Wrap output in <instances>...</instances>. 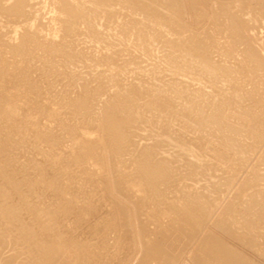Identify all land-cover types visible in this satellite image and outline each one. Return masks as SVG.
<instances>
[{
  "label": "bare ground",
  "instance_id": "6f19581e",
  "mask_svg": "<svg viewBox=\"0 0 264 264\" xmlns=\"http://www.w3.org/2000/svg\"><path fill=\"white\" fill-rule=\"evenodd\" d=\"M219 1H221V0H0V16L2 17V19H3V17H5L4 19L6 20L7 19V21L9 20V21H12L13 23H15V26H14V24H13V27H14V30H12V31H14V33H13V35H12V33H10V27H12V26H10L9 28H8V30H9V32H8V30L6 31V29H4V26L6 25V28H7V24H3V22H2V24L4 25H2L1 24V22H0V25H2L3 27H0L2 30H5L7 33H10L11 35H10V38L12 39H10V38H8L7 37V39L4 37V36H2L3 34H5L6 32H4V31H2V30H0V153L5 149H7V150H9L8 148H7V143L9 144L11 141H13V139L12 140H10V137L9 138H7L8 140L7 141H9L10 140V142H7L6 141V139L4 140V136L5 135H7V136H10L8 133L10 132V133H19V132H17V131H20V129L18 130V128L20 127L19 125H16L15 123L17 122H24L23 123V125L24 124H27V125H25V127L26 126H29L31 123H35L34 125H37V121L38 120H40V119H38V118H43L44 119V117H46V116H48L49 117V114H51L52 113V110L53 109H55V112L57 113V114H59L58 116H60V113H59V111L57 112V110H56V108H58V110H59V108L61 107V105H63V104H67V106L69 105H71L72 107H68V108H71V110H72V112H74V107H75V112L77 111V113H74V114H77L78 115V113H80V114H82V115H84L86 112L84 111V110H86V111H89L90 112V115H89V120H87V119H83V120H81V121H79V123H72V120L74 119H76V121L75 122H78L77 120V118L76 117H74L73 118V116L74 115H72L71 114V117L73 118L72 120H71V123H69L70 122V120H69V122H68V120H66V118H69V116H70V112L71 111H69V110H67L69 113H66L67 115H65L64 114V116H65V118H63L62 116H60V117H62V119L61 118H59L62 122H61V125H62V127L61 126H59L58 127V129L57 128H53L54 129V131L56 130L57 131V134H60V133H58V132H60L61 131V129H59V128H62L63 130L61 131V135L62 136H65V137H67V138H69V139H71L72 141H73V144L74 143H76V145L73 147V146H69V147H67V149H65L66 148V145L65 144H67L68 145V143H65V141L61 138V139H59V140H57V141H55L56 139H54L53 138V134H51V133H49L52 137L51 138H49L48 136H49V134H47V132H46V134H45V130H46V128H52V124H49L48 122H43V124H45V125H43L42 127H43V129L42 128H40V126L41 125H39V123L41 122L42 123V120H40L39 121V123H38V128H40V129H38L37 128V126L36 127H34L35 128V130L33 131V127L32 128H26L27 130L28 129H31L30 131H33V133L34 134H36V135H31L32 137L33 136H37L36 137V139H35V142L37 141L38 143L40 142V141H45L46 140V138H49L50 139V141H46L47 143L48 142H51V143H48V144H45V143H43V144H45V145H48V147L47 146H45V145H43V146H40L41 144L40 143H42V142H40L37 146H35L34 147V145H33V143H32V147H34V149L32 150L31 149V146H29L28 148H27V150H28V153H29V149H31V151H30V153L29 154H31V155H33V154H37L38 152V154L37 155H39L41 152H42V154H40L41 155V158L44 160L45 159V157H46V155L47 156H49V157H47L48 159H46V162H47V164H46V162H42L40 159L41 158H39L40 156H38V158L37 159H35L36 158V156L37 155H33L34 157H32V156H30L29 154H28V156H30V157H32L33 159H35V160H40L43 164H44V167L42 166V168H38L36 171H37V173H35L36 171H35V169L32 167V169H33V171H35L34 173V175L33 174H31V172L33 173V171H31L30 173L28 172L29 171V169H28V167H25V165H24V163H26V162H30L31 160H30V157H29V160L26 158V159H24V160H26V162H24V163H22L23 165H24V167L25 168H27L26 169V171L24 172L23 170V168H22V172H24L23 173V175L21 176H19V177H17L16 176V174L19 172V169H20V167L22 166V165H19L18 164V162L17 161H15L16 163V167H12L11 166V168H9V167H7L6 165H4V163H3V161L2 162H0V217L4 220L3 221V225H5L6 226V224H4V222L5 221H7V222H5V223H8L9 221H10V219H11V223L10 224H12L13 225V228L15 229V228H17V229H19V230H16V233H14V234H16L17 235V237H18V235L20 236V230L21 231H23V229H26L27 231H29L30 233H29V236H31L30 238H32L33 239V242H32V240H30V238L29 237H27V240L29 241H31L32 243H35L36 244V246H35V244H33L36 248H34V246L32 245V243L30 242H27L29 245H27V243H25L28 247L31 245L32 246V248H31V246H30V248L33 250H31L30 248V250L32 251V252H34L35 250L34 249H36V252H37V259L35 258L34 260H36L35 262H36V264H54V262L55 263H59L60 264V262H62V258H64V256H66L65 258H64V260L67 262V260L68 259H66V258H70V257H73L71 254H70V251H72V250H70L69 251V248L70 247H67L68 245H73L74 247L75 246H77V245H79L78 247H80V248H85V247H83V246H86V245H88V244H84V242H81L80 241V237L79 238H77V236H76V234H73V232H74V230H76L75 229V227L77 226H74V228H73V232H69L68 230H66L67 232H69V233H67V232H64L65 233V235H66V233L68 234V235H71V234H73L74 236H76V238L77 239H75L74 238V236L72 235V236H65L66 238L64 239V237L63 236H61V235H63V234H60V233H63V232H58L57 231V229L58 228H60L59 226H56V225H52V223L50 224L48 221H45V219L44 218H41V217H43L42 215H48V216H46V217H48L49 219V221H50V219H51V221L53 222V220H54V222L53 223H55V222H58V220H57V217L59 216L60 217V215H56L57 213H56V211H55V208L53 209V208H51L50 206L51 205H49L50 203H48V202H50V201H52V198L50 199V201H46L47 202V204H45L44 202H42V201H39V202H41L40 204H39V202H38V205L37 204H35L34 203V200L36 199V198H38L37 197V195H36V197L34 196V194H43V193H41V192H39V191H42V188L41 187H44V188H47V187H50V186H53L52 188H50V189H53L55 186L54 185H56V187H58V188H60V189H58V192L60 191V194H61V196H62V194H64V193H66L67 192V190H70V189H68V187H70L69 185L70 184H68V186H66V183L68 182V180H67V178H66V180H67V182L65 183V185L64 186H62L64 183V181L62 182L61 180L62 179H65V178H62V177H60V176H62V175H60L59 177L60 178H62L61 180L60 179H56V177H54V173H55V170H57L56 171V173L58 174V170L60 169L61 171H63V173L64 172H71V170L70 171H66L65 169H63L62 168V165H61V163L60 162H62L61 160H62V158H63V164L66 162V161H68V159H66V157L67 158H69V159H71V161H73V163L72 162H70L69 161V163H72L71 165H72V169H76L77 167L75 166V164L77 165V166H80L79 168H81V170L83 169V171H85V172H88V174H90V178H91V176L95 173V172H97V170H98V168H100V167H102L101 169H103V172H102V170L100 171L101 173H103L102 175H101V178H99V180H98V178H96V179H94L95 181L97 180V182H96V187L97 188H99L98 190H102L101 191V195H102V192H104V194L106 195V196H104V194H103V198H105V197H107V196H109L110 195V197L112 198V201H114L112 204H113V206H112V211H114V212H116L117 211V213L119 212V214L120 213H122V215L121 216H123V221L121 222V224L123 223V224H127L128 226H136L135 225V223L133 224V219H135V218H137V221H138V218L140 217V219L142 218L141 216H139V215H143V218H145L144 217V215L146 214V215H148V216H154V217H157V218H159V217H163V216H167V218H168V221L166 222V219H165V221H164V218H161L162 219V221H160V219H159V222H157L158 223V227H153L154 229H155V234H161V236H159V238H157L156 236H154L153 237V235L151 236V234H154V233H152L151 232V234H150V231H151V228L152 227H149L150 228V231H148V227H147V225H149L150 223L149 222H145V219H147V218H145L144 219V222L146 223H144V224H137V226H138V229H137V231H135V230H133L132 229V227H130L131 229H132V231H134L133 232V235L131 234L130 236H132V237H130V238H133V240L132 241H134L133 242V246L134 245H136L137 246V250L138 249H140L141 250V256H140V259L138 260V262L136 263V264H149V262L151 263V259H153L155 262H157V261H159V263L157 262V264H258V260H257V258H256V260H257V262L256 261H254V258L253 259H251V257H249L250 255L249 254H246L243 250H240V247H242V248H244V250H246V251H248V253H252L251 251H253L252 249H251V251L249 252V250H250V248H252L254 245L251 243V244H249V243H247L246 241H244L245 240V238H247L246 236H248V235H246L245 236V238H243L241 235V237L244 239L243 241L244 242H246V243H239V242H237L238 243V245L237 244H235V242H233V238H235V237H233V232L232 231H237V230H234V229H232V230H230V226H231V228H235V227H237V226H233L232 227V224L231 223H233V222H230V223H228V220H226V218H224V216L220 219V217H219V220L217 221V222H212L211 224V227H209L210 228V231H208L207 230V232H206V230H205V227H206V229H208V226H209V223H210V221H212V219L210 220V218H209V221H208V216H207V214H210L209 212L211 211V205L210 204H208L207 202L209 201H204V200H202L201 199V194H199V193H202V192H197V193H195V194H197V195H199L200 197H198V196H196V195H194L193 193H194V191H196L195 189H193L194 188V186L192 185V183H191V185L190 186H192L193 188H191L188 184H186V188H187V185L191 188V189H193L194 191H190V189H187L186 190V188H184V192H182V191H180L179 189L181 188L180 186H182L181 184H180V181L178 182L179 184H180V186H178L179 188H177L176 187V184L175 183H173L175 186L174 187H176L177 188V190L176 191H178V192H180V194L179 193H175V191H174V196L176 195V194H178V196L176 195V198L174 199L173 197L174 196H170V198L172 199H174V200H170V198L168 197V194L167 193H165V192H168V191H171L172 190V188H171V190H167L166 189V191H164L163 190V192L165 193V195L166 196H164V197H168L169 198V200H167V198H166V200H164V199H159L158 198V200L156 201V200H153L152 199V197H151V200H148V201H146L147 199H145V197H146V195H145V192L146 191H144V194L142 193V186L141 185H139L138 186V184L139 183H141L143 186H150L151 188H154L153 190H157V188L155 189V185L156 184H158L160 187H158V189H160L161 187H163L164 185L162 184V186H161V184L159 183V182H161L162 180H165L166 181V178H168V177H170L171 176V182H173L172 181V174L174 173V175H175V173H176V171L173 169V164H174V162L176 161V158H174V157H172V159L174 158L175 160H174V162H172L171 160V158L169 157V159H167V156H166V158L164 157H160V154H157V156H159V158H156V157H154V154H153V152L155 151H152L153 150V148L155 147V141L153 140V143H151L152 145L153 144H155V145H153V146H151L150 145V147L148 146L149 144H146L145 143V145L143 144H141L140 143V141H138V143H139V145L141 144L142 146H138L137 144H136V141L139 139H142L140 136H142V134L144 133V132H139L138 131V129L136 130V132H138V135L137 136H139V134H141L140 136H139V138H136V141H134V139H132V135H133V132L135 131H133L132 129H131V127L132 126H134V123L136 122L137 123V119L138 118H141L142 116H147L146 117V121H147V118H148V114H150V116H149V118L150 119H152V121L151 122H153L154 123V121H153V119L157 122V119H164L163 120V123H165V119H167V117H170L168 120H170L171 121V117H173L174 116V118H175V116L176 115H180L186 122H188L189 124H191V125H193V127L196 129V128H200L201 129V127H205L206 125H205V123H210V124H213V125H218V132L220 133V131L219 130H221L222 128H224L225 130H227V133H226V139H228V141L227 140H225L226 142H227V145L230 147V149L228 148L227 149V151L225 152V153H223V152H220V149H218L219 150V154L217 153V151H215V148L214 147H212L213 149H214V151L213 150H211L212 152H213V155H215V152H216V154H218V156L220 155V156H224L223 158H225L226 157V159L228 158V160H229V157L231 156V154H235V153H237V152H235V153H231L232 151H233V145L234 144H237V146H235V147H237V148H239L238 146H240V142L239 143H234V141L235 140H237V142H238V140L239 141H241V138L243 139V143H241V144H243V145H241V146H243L242 148L244 149V151H246V150H253V147L255 148H258V149H263L264 148V98H263V88H264V85L263 86H261V84L260 83H258V82H256L255 80H253V78H252V76H249V72L250 71H253V70H256V69H262V68H264V53H261V52H259V50H256L255 48H253L252 46H246L244 49H242V51L240 52L241 54H242V59H240L241 60V64H240V62L238 63V64H240V65H244V66H242V68H244L243 70H242V73H243V76H240V75H238L239 73L233 68V65H232V63H233V60H229L230 62L232 61V63L230 64H225V62L227 61L228 62V60L226 59V57H222L223 58V60L225 61H223V60H221V57H220V61L219 62H221L222 61V63H218V62H215L214 60H212L213 58L212 57H215L214 55L213 56H210L211 55V49L208 47L209 46V43H207L206 42V40L205 39H203V37L204 36H202L203 35V33H206V32H204V30H203V33L199 36L198 35V33L195 31V30H193V32L191 33L190 32V34H187V35H183L184 34V31L186 32V30L187 29H189L190 30V24L188 25L187 23H182L183 21H185V20H183V18L185 17H182V15H179L178 13H182V11H180L179 12V9L181 8V6H182V8H186L188 11L189 10H191V12L193 11H195L196 9H197V7H199L200 5H202V7L204 6V13H202V14H204L205 15V20L206 19H209V18H214V19H216L217 17H218V15L220 16L221 15V10H219L221 13H216V11L213 9V7H212V2H214V5H218L219 3L221 4V5H224V4H227L226 6H228V11H225L224 13H226V17H227V21L225 20L224 22L222 21L221 22V20H223L224 19V14H223V17H221V20L220 19H218L217 21L218 22H220L221 24H224L225 22H226V26H228L227 27V29L229 28V29H231V31H232V34L234 33L235 34V37H240L241 35H244L245 33H247V32H244V30L246 31L247 29H246V26L247 25H250V24H252L253 22V20L249 23V24H247L246 25V23H245V17L243 18L242 16H243V14H241L242 12H243V10L245 9V8H250V7H253V9L254 8H256V7H254V6H252L251 5V0H224V1H221V2H219ZM253 2H254V0H253ZM257 2V0H255V3ZM258 3H259V0H258ZM38 5V6H36L35 7V5ZM260 5H263V4H260ZM259 5V6H260ZM220 6V5H219ZM201 7V6H200ZM222 8H224L223 6H221ZM232 7H236L235 9H231ZM261 7H263V6H261ZM182 8H181V10H182ZM257 8H258V6H257ZM178 9V10H177ZM193 9H195V10H193ZM225 9H227L226 7H225ZM251 9V8H250ZM259 9V8H258ZM224 10V9H223ZM198 11V10H197ZM253 11H255V10H253ZM257 11H259V10H257ZM139 12V15L141 16V14L140 13H143V15H142V17H140L139 18V16L136 14V13H138ZM192 12V13H193ZM200 12H202V11H200ZM245 13H247V12H245ZM45 14H47V16L45 15ZM134 14H136V16H134ZM254 14H256V13H254ZM176 15H178V16H176ZM137 16H138V18H137ZM259 16V15H258ZM0 17V18H1ZM42 17H46V20H41V18ZM182 17V18H181ZM186 18V17H185ZM248 18H250V16H248ZM262 19L264 18V17H261ZM3 19V20H4ZM100 19H102L103 21L102 22H100L99 20ZM183 21H182V20ZM188 19V18H187ZM186 19V20H187ZM199 19V18H198ZM4 20V21H5ZM182 22H181V21ZM203 20V19H202ZM213 20V19H212ZM249 20H251V19H249ZM248 20V21H249ZM6 21V22H7ZM195 21V20H194ZM197 21H199V20H197ZM207 21V20H206ZM209 21V20H208ZM214 21V20H213ZM216 20H215V22L217 23V25L219 24V26L221 25L220 23H218ZM97 22H98V24H99V27H100V24L104 27V28H98V26H97ZM256 22V21H255ZM261 24L262 23V21L261 22H258V24ZM10 24V23H9ZM12 24V23H11ZM206 24V23H205ZM212 24L213 25H215L213 22H212ZM212 24H209V25H212ZM257 24V23H256ZM191 25H193L194 27H195V25L194 24H191ZM199 25V24H198ZM212 25V26H213ZM101 26V27H102ZM187 26H188V28H187ZM202 26V25H201ZM205 27H206V25H204ZM219 26H217L218 28H220ZM225 26V24H224V28L226 27ZM254 26L255 25H253L252 27L254 28ZM18 27H21V29H19ZM164 27V28H163ZM249 27V26H248ZM256 27H258V25L256 26ZM162 28L163 29H167V30H171V31H169V33L168 32H165V34L167 35V33L171 36V33L170 32H172V33H174L172 36L174 37L176 34H177V37H174V38H172V36L171 37H168V36H166L163 32L164 31H166V30H163L162 31ZM223 28V29H224ZM152 29V30H151ZM197 29V28H196ZM223 29H220V31L221 30H223ZM226 29V28H225ZM151 30V31H150ZM2 31V32H1ZM153 31H154V33H153ZM155 31H156V33L158 32L160 35H161V39H162V34H164V44L166 45V46H164V49H165V47H166V49H167V52H166V54H165V56L164 57H166V61H165V63H162V58L160 59L159 57H163V55H161L160 53H159V55H161V56H158V59H155V61L156 60H158L157 62L159 63L160 61V65H161V63H162V65L164 64V65H166L165 66V68L166 69H168L167 68V66L169 65V66H173V67H176V68H178L177 69V71H176V68H175V71L178 73V76L180 75L179 74V72H180V68H181V70H182V67H179L177 64H180V60H181V62H182V59L184 60V64H186L187 65V62L188 61H190V59H194V58H197V59H195L196 60V62L198 61L199 63H200V65H201V67L203 68V70L205 71V72H208V73H210L211 75H213V74H222L221 76H224V74H225V76H226V78L228 79V87L226 86V87H223V88H226V90H224V92L225 91H227V89L229 90V96H225L226 98H225V100L223 99H219L221 96H219V95H222V93L220 94L219 93V89H223L222 87H221V85H220V83L218 82L219 80H220V78H221V76H219V80H217L216 79V77L215 78H213V76H212V79H215V80H217V82L216 83H219L217 86H219L220 85V87H217L216 86V83H215V85L214 86H216L217 87V89L218 90H215L216 92H218L219 93V95L216 93V95H215V91L214 92H209V95L210 94H212V93H214V95L215 96H217V98H218V102H217V105L213 108V107H211V108H209V106H208V108L209 109H211V111H209V109H208V113L207 114H203V107H206L207 108V106H203L206 102H204L203 100H201V101H203L204 102V104L203 103H201L200 102V99H201V97H200V99L198 98L199 96H201L202 95V99H203V95H207L206 93L207 92H205V94L203 93L204 91H202V93L203 94H201V91H200V94L201 95H197V96H195V97H193L195 94H194V91L195 90H193V89H195L196 87H191L190 85H189V87L190 88H193L192 90V92L191 93H189L190 95L193 93L194 95L193 96H189L190 98H187V96L189 95L188 94V90L186 91L187 92V94H186V92H185V90L186 89H189L188 87L186 88V87H184V88H186L185 90H183L184 88L182 87V86H179V84L177 83V82H174V81H172V83H170V84H168V82H167V84H168V86L166 87H164V85H163V83L164 82H161L160 80H161V77H160V79H159V81L162 83V85H163V87H160V86H162V85H159V86H156V87H153L154 85H156V84H154L153 86L151 85L150 86V84H149V86L147 85V86H144L143 85V79L142 80H140V83H139V79H140V76H139V71H141L140 69H139V67L141 68V66L139 65V67H137V64H135V66H133L132 68H134V69H131V70H139L138 71V76H139V78H138V76L137 75H135V77H136V79H138L137 80V82L138 83H135L133 80L134 79H132V81H130L131 79L129 78H127V77H130L131 75L133 76V71L130 73V75H129V73H127V72H129L130 71V68H131V65L129 64L128 65V63H130V61L131 62H133V61H135V60H131V59H133V52H132V55H130L129 53V50L126 48V50H128V53H127V56H128V58H131L130 60H127V59H124V60H126L127 61V65L128 66H130L129 67V71H127V72H125L127 69H126V66H125V69L126 70H124V65H126V63H125V61H123V57H122V55L123 54H125V52L126 51H124L125 50V47L127 46V44L125 45L124 43H126V42H128V41H130V44H128V45H132L131 44V40H133L134 42V44H137L140 48H142V49H146L147 47H145L146 45H145V41L149 38L150 39V35L152 36L153 34H155ZM192 31V30H191ZM199 31H201V30H199ZM205 31H207V30H205ZM214 31V30H213ZM219 31V30H218ZM224 31V30H223ZM226 31V30H225ZM228 31V30H227ZM230 31V32H231ZM4 32V33H3ZM151 32L153 33V34H151ZM211 32V31H210ZM229 32V31H228ZM229 32V33H230ZM244 32V33H243ZM3 33V34H2ZM78 33H83L86 37V40H89L90 41V43H91V41L93 42V44L90 46L91 47V50H90V48H89V50L90 51H87V49H83V47L81 48L80 46L78 47V42H76V41H78L79 40V43H80V40H81V42H83L82 40H85V38L84 39H80V35L77 37L78 38V40H76L77 38L75 37L76 35H78ZM201 33V32H200ZM243 33V34H242ZM207 34H208V31H207ZM228 34V33H227ZM84 35H82L83 37H84ZM156 35V34H155ZM155 35H154V37H155ZM205 35V34H204ZM213 35V34H212ZM238 35V36H237ZM240 35V36H239ZM5 36H8V34H5ZM81 36V37H82ZM206 36V35H205ZM209 37H211V35H208ZM208 36H206L207 38H208ZM214 37H215V35H213ZM219 36V35H218ZM229 36H230V34H229ZM233 36V35H232ZM231 36V37H232ZM153 37V36H152ZM153 37V39L154 40H156V38H159V36L158 37H155L154 38ZM213 37V38H214ZM242 37V36H241ZM121 39V40H123V41H119V40H117L118 42H119V44L120 43H122V44H120L119 46L118 45H116L117 43H115V40L116 39ZM205 38V37H204ZM212 38V37H211ZM218 38H220V37H218ZM218 38H217V40L216 41H218ZM148 39V40H149ZM152 38H151V44H152V41L153 42H158V40L159 39H157L156 41H154ZM215 39V38H214ZM235 39V38H234ZM11 40V41H10ZM16 40V41H15ZM85 40V41H86ZM208 40V39H207ZM210 40V39H209ZM212 40V39H211ZM239 40V39H238ZM89 41H86V42H89ZM116 41V42H117ZM213 41V40H212ZM220 41V40H219ZM86 42H83L84 43V47H85V45H87L86 44ZM159 42H160V40H159ZM158 42V43H159ZM162 42V41H161ZM214 42V41H213ZM216 43V42H215ZM214 43V44H215ZM233 43V42H232ZM147 44V43H146ZM150 44V43H149ZM150 44V45H151ZM160 44V43H159ZM163 42L161 43V45L159 46V47H163ZM207 44H208V46H207ZM213 44V43H212ZM224 44V43H223ZM231 44V43H230ZM229 44V45H230ZM263 44V47H264V42L262 43ZM83 45V44H82ZM115 45H116V47L117 48H121L123 45H125V47H124V50L122 51V49H123V47L121 48V51L122 52H124L122 55H121V58H122V64H121V66H120V64H119V62H118V64H119V66H118V70H115V68L117 69V66L116 67H114L113 65L112 66H110L111 64H116V56L115 55H117L118 54V50L120 49H116L115 48ZM226 45V44H225ZM234 45V44H233ZM232 45V46H233ZM88 46V45H87ZM155 46H157V45H155ZM128 48H129V46H127ZM150 47V46H149ZM148 47V48H149ZM207 47L210 49V52L208 51L209 49H207ZM216 48H219V49H223V48H220V47H222V46H220V47H217V45L215 46ZM214 47V48H215ZM225 47V46H224ZM231 47V46H230ZM152 49L154 48L153 47V44H152V47H151ZM156 48V47H155ZM154 48V49H155ZM212 48V47H211ZM152 49H150L149 50V52H151L152 51ZM153 49V50H154ZM157 49H158V47H157ZM160 49V48H159ZM161 49H163V48H161ZM109 50V51H108ZM156 50V49H155ZM236 50V49H235ZM121 51H119V53L121 52ZM131 51V50H130ZM132 51H134V50H132ZM146 51H148L147 49H146ZM158 51V50H157ZM157 51H155V52H151L152 54L153 53H156ZM160 51V50H159ZM163 51V50H162ZM162 51H160L161 53H162ZM218 52V50L216 49H214V51L213 52H215L216 54H217V52ZM226 51V50H225ZM263 51H264V49H263ZM6 52H10L11 54H12V58L11 57H6L5 55H7V54H5V55H3L4 53H6ZM121 52V53H122ZM135 52V51H134ZM212 52V53H213ZM229 52H232V50L231 51H229ZM8 54L9 56L11 55V54ZM117 53V54H116ZM120 53V54H121ZM158 53V52H157ZM214 53V54H215ZM30 54V55H29ZM130 55V57H129V55ZM140 54V53H139ZM137 55V56H141V54L140 55ZM163 54V53H162ZM219 54V53H218ZM222 54H224V51H223V53ZM228 53H227V51H226V55H227ZM230 54V53H229ZM26 55V58L28 57V59H30V61L32 62V57L34 58V61H35V63H36V60L37 61H39V64H41V65H38V66H36L35 67V69L37 68L38 70H40L39 71V73H38V70L36 69L35 71L38 73L37 74V76H36V73H35V71H34V69H32L34 72L33 73H35V75H33L32 74V70L30 69V63H29V66L27 65L28 63H27V61H28V59H27V61H26V63L27 64H25V65H23V64H21L19 61H21L22 62V60H24L23 62L25 63V56ZM158 55V54H157ZM220 55H221V53H220ZM219 55V56H220ZM232 55V54H231ZM29 56L31 57V58H29ZM124 56H126V55H124ZM153 56H155V55H153ZM221 56H225V55H221ZM19 57V58H18ZM118 57H120V55H118ZM142 57V56H141ZM163 57V58H164ZM9 58H11V59H9ZM21 58H25V59H22L21 60ZM36 58V59H35ZM135 58H137L136 57V55H135ZM144 58V57H143ZM155 58H156V56H155ZM181 58V59H180ZM218 58V57H217ZM226 60H225V59ZM32 59V60H31ZM147 59H149V58H147ZM146 59V60H147ZM165 59V58H164ZM163 59V60H164ZM180 59V60H179ZM215 59H216V57H215ZM77 60H80V61H82L83 63L84 62H86V61H84V60H89L90 62L89 63H87L86 62V64H88L90 67H93V68H95V66H97V65H106L105 67H101L100 66V70H99V68L98 67H96L98 70H95V72L97 71V73L93 76V74H91V72L89 73L90 75H92L91 77H94L93 79L92 78H90L89 76V74H88V70L87 69H89L88 67H87V65L85 66V65H83V66H85V67H87V69L85 68V70L86 71H88V72H86L85 70V72H86V74L88 75V77L87 78H89V80L86 78V76H85V74H82V73H79L78 71H79V69H78V71H77V74L78 75H80V74H82L81 76H85V78H86V81L85 82H81L83 79H81V77L80 78H78L79 80H78V82L79 83H77V77H76V73H75V75H73L74 73H72L71 75L68 73V71H70V70H73L74 68H76V66L75 67H73V69H70L69 70V68H72L71 66H72V64L73 63H75V61H76V65H77V63L79 62H77ZM238 60V59H237ZM29 61V62H30ZM33 61V62H34ZM118 61H121V59L120 60H118ZM145 61V60H144ZM144 61H140L141 63L142 62H144ZM41 62V63H40ZM81 62V64H83ZM123 62L125 63V64H123ZM137 61H135V63H136ZM140 62H139V64H140ZM147 62V61H146ZM145 62V63H146ZM152 62V61H151ZM178 62V63H177ZM38 63V62H37ZM36 63V64H37ZM70 63H72V64H70ZM149 63V60H148V62L146 63V65ZM168 63V64H167ZM174 63H176V64H174ZM191 63H192V61H191ZM235 63V62H234ZM34 64V63H33ZM80 64V66H82ZM117 64V65H118ZM132 64V63H131ZM149 64H151L150 66H153L152 64L153 63H149ZM149 64H148V66H149ZM155 64V63H154ZM190 64V63H189ZM193 64V63H192ZM237 64V65H238ZM69 65H71L69 68L68 67H66V66H69ZM132 65H134V63L132 64ZM160 66V67H162V69L164 68V66ZM181 65V64H180ZM230 65H232V66H230ZM240 65H238V66H240ZM82 66V68L84 69V67ZM127 66V67H128ZM143 66H144V63H143ZM149 66V67H150ZM190 66V65H189ZM32 68H33V65L31 66ZM114 67V68H113ZM121 67H123V69H121ZM135 67H137L138 69H135ZM154 67H156V66H154ZM68 69V71H67V69ZM77 68H79V64L77 65ZM81 68V67H80ZM81 68V69H82ZM93 68H91V70H94ZM95 68V69H96ZM110 68H112L113 70H115L116 72H113L114 74L115 73H117V71H118V73H119V69H121L122 70V72H123V70H124V73H126V75H129V76H126L125 77V79H126V81H127V79L129 80V82H126L125 80V82L128 84V83H132V84H130L129 86H126V83L124 82V86H126V87H124V86H121V85H118V84H114L115 82H113L112 83V81L113 80H117V77L115 76V78H114V75H113V73L111 74L110 73V71H109V69ZM144 68H145V66L142 68V70H144ZM146 68H147V66H146ZM172 68V67H171ZM189 68H192V67H189ZM199 68V67H198ZM30 69V70H29ZM80 69V70H81ZM108 69V70H107ZM148 69H150V68H148ZM147 69V70H148ZM151 70H154L153 69V67L151 68ZM150 70V71H151ZM157 69H155V71H156ZM171 70V69H170ZM169 69L168 70H165V72H168L169 73V71H170ZM172 70H174V68L172 69ZM196 70H198V69H196ZM196 70H194V72L196 71ZM199 70H200V68H199ZM240 70V69H239ZM83 71V70H82ZM81 71V72H82ZM83 71V72H84ZM106 71H109V73H110V75H108L109 73L107 72V76H112L113 75V80H112V78H111V82L109 83V84H114L115 86H117V88L116 87H114L113 85H112V87L111 88H115V89H111L112 91H110L111 93H108V95L107 96H105V98L103 97L102 99V101H99V100H101V96L99 97L98 95L99 94H101L102 95V93H103V91L105 90V89H107V88H109V86L107 87V84H106V87L107 88H103L104 86H103V79H102V77L104 78V72H106ZM144 71H146V70H144ZM155 71H154V73H155ZM161 72L162 70H158V72ZM179 71V72H178ZM190 72H191V70H189ZM204 71H202V73L204 72ZM31 72V73H30ZM73 72H75L74 70H73ZM111 72H112V70H111ZM135 72V71H134ZM148 72H149V70H148ZM157 72V75L159 74L160 75V73H158ZM171 72V71H170ZM172 72H174V71H172ZM190 72H189V75L191 76V74H190ZM193 72V73H194ZM204 72V73H205ZM92 73H94V72H92ZM117 73V74H118ZM121 73V72H120ZM124 73H122V75L124 74ZM136 73V72H135ZM141 73H142V71H141ZM140 73V74H141ZM162 73H164V72H162ZM175 73V72H174ZM173 73V74H174ZM197 73V72H196ZM198 73H200L201 75H202V73L201 72H198ZM203 73V74H204ZM238 73V74H237ZM104 74V75H103ZM145 74V73H144ZM144 74H142V75H144ZM146 74H148V75H150V74H152V72L150 73H147L146 72ZM156 74V73H155ZM155 74H152V76L154 75V78L152 77V78H150V80H152V79H156L157 77L155 76ZM166 74V73H165ZM164 74V75H165ZM170 74V73H169ZM169 74H166V75H169ZM183 74H184V72H183ZM200 74H199V76H200ZM206 74V73H205ZM50 75H53L54 76V79L55 80H57L58 81V79H61V78H63V77H66L67 78V80L64 82L63 80V86L64 85H66V86H72V87H74L75 88V93H74V95H70V93H68V92H65V91H63V93H61V92H59V93H61V94H59L58 93V91L55 89V91H57V93L58 94H56L55 95V92H53L54 93V96H53V94L52 95H50V92H49V94L47 93L48 91H50L49 90V88H50V85H52V82L53 81H51V79H52V77H50L51 79L49 80L50 82H48V87H47V89L45 88L46 86H47V82H46V80L48 81V77L50 76ZM148 75H146V76H148ZM163 75V76H164ZM181 75H182V73H181ZM193 75V74H192ZM207 75V74H206ZM204 76V75H202V77H206L205 79H206V81H209V79L207 80V76ZM75 76V77H74ZM84 76H83V78H84ZM119 76H121V75H119ZM151 76V75H150ZM162 76V77H163ZM169 76H171V75H169ZM189 76V77H190ZM210 76V75H209ZM217 76V77H218ZM143 77H145V76H143ZM149 77V76H148ZM148 77H145V78H148ZM156 77V78H155ZM175 77V76H174ZM181 77H183V76H181ZM185 77V76H184ZM182 78L183 79V81H185L184 79L185 78ZM192 77V78H191ZM190 78H191V80H194L195 79V76H191ZM194 77V78H193ZM57 78V79H56ZM107 78H109V77H107ZM106 78V75H105V78H104V80L105 79H107ZM123 79H124V77H122ZM164 78V77H163ZM170 79H171V77H169ZM177 78V77H176ZM175 78V79H176ZM180 78V77H179ZM197 78H199L198 76H196V79ZM64 79V78H63ZM91 79V80H90ZM120 79V80H119ZM117 81H121L122 79L121 78H119ZM136 79H135V81H136ZM149 79V78H148ZM168 79V78H167ZM170 79H169V82H171L170 81ZM181 79V78H180ZM182 79H181V81H182ZM188 79V78H187ZM53 80V79H52ZM54 80V81H55ZM65 80V79H64ZM85 80V79H84ZM108 80H110V78L108 79ZM150 80H147V82L149 81L150 83H151V81ZM158 80V79H157ZM223 80V79H222ZM222 80H220V81H222ZM61 81V82H62ZM141 81L143 82V83H141ZM178 81H179V79H178ZM181 81H179V82H181ZM182 81V82H183ZM187 81V80H186ZM204 83L203 84H205V80H202ZM212 81H214V80H212ZM43 82H46L45 84H44V86H43V84H41V83H43ZM60 82V81H59ZM58 82V83H59ZM59 83V85L60 86H62V83ZM95 82V83H94ZM109 82V81H108ZM107 82V83H108ZM134 82V83H133ZM145 82H146V79H145ZM146 82V83H147ZM155 82V81H154ZM160 82H158V83H160ZM194 82H195V80H194ZM210 82V81H209ZM208 82V83H209ZM49 83H50V85H49ZM65 83V84H64ZM94 83V84H93ZM104 83H106V80L104 81ZM117 83V82H116ZM120 83H122V82H119V84ZM153 83V82H152ZM185 83V85H186V83H187V86H188V82H184ZM193 83V82H192ZM197 83V82H196ZM196 83H194L193 85H195ZM201 82H199L198 84H200ZM208 83L205 85V86H207L208 85ZM214 83V82H213ZM247 83H252V85H251V87L249 88H245L244 86H246V84ZM166 84V85H167ZM181 84H183V83H180V85ZM190 84V83H189ZM203 84H201V86L203 85ZM210 84V83H209ZM222 84V86H223V82L221 83ZM54 85V84H53ZM184 85V84H183ZM192 85V86H193ZM55 86H58L57 84L55 85ZM62 86V87H63ZM212 86V85H211ZM213 86V87H214ZM69 87V89H71ZM208 87H209V85H208ZM54 88L55 87H53V91H54ZM74 88H72V89H74ZM101 88H103V90L101 89ZM198 88V87H197ZM201 89H203V88H206V87H204L203 86V88L202 87H200ZM50 89H52V88H50ZM58 89V88H57ZM60 89H61V87H59V91H60ZM64 89H65V87H64ZM66 89H67V87H66ZM207 89V88H206ZM210 89V88H209ZM213 89L214 88H212L211 90L213 91ZM216 89V88H215ZM98 90L100 91H102V92H100L98 95H97V92H98ZM110 90V89H109ZM190 90V89H189ZM197 91L199 90V89H196ZM239 90H241V91H239ZM68 91V90H67ZM71 91V90H70ZM69 91V92H70ZM73 91V90H72ZM105 91H108V90H105ZM182 91H184L185 92V95L184 96H186L184 99L187 101V99H189V101H187V102H189V103H187L186 102V104L187 105H181V106H178V105H176V101H174V96L175 97H180L181 96V92ZM197 91H195V92H197ZM222 92H223V90H221ZM199 92V91H198ZM196 93V94H199V93ZM51 93H52V91H51ZM107 93H105V94H107ZM225 93H227V95H228V92H225ZM104 94V93H103ZM177 94V95H176ZM180 96H179V95ZM184 94V93H183ZM182 94V95H183ZM208 95V96H209ZM233 95H236L237 97H238V99L237 100H235V98H237V97H235L234 98V96ZM183 96V97H184ZM213 96V95H212ZM214 96V97H215ZM177 97V100H180L179 98ZM210 97H211V95H210ZM210 97H207L206 96V99L207 98H209V101L211 102H208V104L210 103L211 105H213L212 104V102L215 104V102H214V99H216V97L214 98V97H212L213 98V100H212V98L210 99ZM224 97V96H223ZM100 98V99H99ZM181 98V100H182V97H180ZM198 98V99H197ZM239 98H241V99H239ZM205 99V98H204ZM205 99V100H206ZM212 100V101H211ZM221 100V101H220ZM98 101L99 102H102V104H100L99 106H100V108L99 107H97V108H99V110L97 111V110H95L96 112H94V105L97 103L98 104ZM208 101V100H207ZM219 101H220V103H219ZM241 101V102H240ZM260 101H262V102H260ZM183 102H184V100H183ZM185 104V103H184ZM203 104V105H202ZM207 104V105H208ZM209 104V105H210ZM206 105V104H205ZM35 106V107H34ZM59 106V107H58ZM67 106H64V107H66L67 108ZM95 106H98V105H95ZM141 107V108H140ZM236 107H239L240 109H236ZM63 108V107H62ZM73 108V109H72ZM138 108H140V109H142V110H140V109H138ZM54 111V110H53ZM64 111H65V109H64ZM64 111H63V109H62V111H60V112H63L64 113ZM66 111V112H67ZM150 112V113H147L146 115H145V113L146 112ZM226 111L228 112V113H226ZM237 111L239 112V113H241V115L243 116V121L242 122H238V123H234V120H232L231 121V119H233V116L231 115L232 113L234 114V117H235V114H237ZM205 112H207V110L205 111ZM204 112V113H205ZM36 113L37 114H39L38 116H36L35 117V115H36ZM55 113V114H56ZM91 113L92 114H94V115H91ZM54 113H53V115H54V118L56 117L57 118V115H55ZM80 114H79V116H80ZM176 114V115H175ZM232 116V118L230 117V115ZM52 115V114H51ZM50 115V116H51ZM69 115V116H68ZM81 115V117H83ZM228 115H229V117L231 118H229L228 117ZM238 115H240V114H238ZM238 116V121H239V117H242V116ZM44 116V117H43ZM68 116V117H67ZM86 116V115H85ZM224 116L225 117H227V118H229L230 119V122H227L224 126L222 125V123L224 122L225 123V119H224ZM47 117V118H48ZM70 117V118H71ZM78 117V116H77ZM180 117V118H181ZM52 118V117H51ZM55 118V119H56ZM69 118V119H70ZM79 118V117H78ZM174 118H172V119H174ZM177 118V117H176ZM178 118H179V116H178ZM53 119V118H52ZM52 119H51V121H52ZM55 119H54V122L56 123V121H55ZM144 119H145V117H144ZM150 119H148L149 121H150ZM161 119H160V121H159V124L161 123ZM183 119H181V125H182V120ZM48 120V119H47ZM50 120V119H49ZM56 120H58V118L56 119ZM73 120V121H74ZM139 121H138V123L141 121L140 119H138ZM227 120V119H226ZM242 120V119H241ZM145 121V122H146ZM148 121V122H149ZM170 121H168V122H170ZM174 121V120H173ZM172 121V122H173ZM175 121H176V119H175ZM184 121V122H185ZM229 121V120H228ZM25 122H27V123H25ZM28 122H30V124L28 123ZM37 122V123H36ZM60 122V121H59ZM59 122H57L58 124H60ZM142 123H144L143 121H141ZM177 122V121H176ZM176 122L174 123V125H176ZM235 122H237V121H235ZM20 123H18V124H20ZM47 123V124H46ZM55 123H53L54 125H55ZM135 123V125H137ZM141 123V124H142ZM167 123V122H166ZM166 123L163 125L162 123H161V125H163V126H161V127H164V128H166L167 126H165L166 125ZM171 123V122H170ZM180 122H178V124H179ZM240 123V124H239ZM29 124V125H28ZM141 124H139V125H141ZM155 125H156V123H154ZM158 124V125H159ZM173 124V123H172ZM171 124V125H172ZM176 125L177 127H175L176 128V130H177V128L178 127H181V125ZM186 124V123H185ZM185 124L184 125H182V129H184V128H187V127H189V126H185ZM15 125L16 126H19V127H15ZM33 125V126H34ZM46 125H52L51 127H44V126H46ZM146 125V124H145ZM151 125V124H150ZM155 125H151V126H155ZM158 125H156V126H158ZM168 125V124H167ZM171 125H168V129L170 130V131H166V129H164L165 130V133L166 132H171ZM187 125V124H186ZM205 125V126H204ZM32 126V125H31ZM31 126H29V127H31ZM55 126H57V125H55ZM144 126V125H143ZM155 126V127H156ZM160 126V125H159ZM158 126V127H159ZM169 126H170V128H169ZM222 127L221 129H219L220 127ZM21 127H22V130L21 131H23V126L21 125ZM20 127V128H21ZM153 128L154 130H158L157 128ZM216 127V126H215ZM44 128H45V130H44ZM144 128V127H143ZM147 128V127H146ZM152 128H150V129H152ZM203 128H202V130H203ZM206 128V127H205ZM211 129L213 128V127H210ZM209 127H208V129L209 130H211ZM25 129V130H26ZM161 129V128H160ZM167 129V130H168ZM173 130H174V127L172 128ZM180 129V128H179ZM188 129V128H187ZM193 129V128H192ZM208 129H207V131H208ZM223 129V130H224ZM23 131V132H27L26 134L25 133H22V132H20V138H21V140H23V139H25V140H23L24 142H23V144L25 143V146H26V144L28 143V145H29V143L31 144V142H34L32 139V141L31 142H28V141H26V140H28V135L27 134H33V133H28L29 132V130L27 131ZM47 130H50V129H47ZM52 130V129H51ZM58 130H60V131H58ZM148 130V129H147ZM163 130V131H164ZM185 131H184V133H186V129H184ZM191 130V129H190ZM189 130V131H190ZM201 130V131H202ZM205 130V129H204ZM213 130V129H212ZM211 130V131H212ZM216 130V131H217ZM12 131V132H11ZM92 131H94L93 133H92ZM141 131H142V128H141ZM144 131H145V129H144ZM159 131V130H158ZM162 131V132H163ZM175 131V130H174ZM178 131V130H177ZM177 131H175L176 132V134H178V132ZM180 131H181V129H180ZM196 131V130H195ZM198 132H199V130H197ZM206 131V130H205ZM206 131V132H207ZM214 131V130H213ZM51 132H53V131H51ZM145 132H147V131H145ZM161 132V133H162ZM174 132V133H175ZM191 133L193 132V131H190ZM203 132V131H202ZM202 132H201V134H202ZM206 132L204 133V135L206 134ZM217 132V135H216V133L215 134H213V132H212V135H216V139H218L217 138V136L219 135V133ZM158 133V132H157ZM156 133V134H157ZM173 133V131H172V134H174ZM180 133V132H179ZM211 133V132H210ZM21 134H23V135H25L24 137H26V135L28 136V137H26V138H23V137H21V136H23V135H21ZM90 134H93V135H90ZM147 134V133H146ZM152 134H154V133H151L150 135L152 136ZM171 133L169 134L170 136H173ZM175 134V135H176ZM182 134H183V131H182ZM188 133H186V135H187ZM18 135L17 136H15V134H14V137L13 136H11L12 138H15V137H18ZM55 135H56V133H55ZM144 135H145V133H144ZM144 135H143V138H147L146 136L144 137ZM180 135V134H179ZM178 135V136H179ZM184 136H185V134H183ZM188 135H190V136H192L191 134H188ZM222 135H223V133H222ZM221 135V136H222ZM57 136V135H56ZM149 136V135H148ZM150 136V137H151ZM177 136V137H178ZM220 136V135H219ZM220 136V137H221ZM224 136V135H223ZM6 137V136H5ZM60 137V136H59ZM135 137H136V135H135ZM150 137H149V140H150ZM179 137H181V135L179 136ZM179 137H178V139H179ZM200 137H202V136H200ZM31 138V137H30ZM53 138V139H52ZM182 138V137H181ZM185 138H187V136L185 137ZM189 138V140H190V138L191 137H188ZM192 138H194L195 140H197V141H195V143H193V144H199V146H197V148L198 147H200L203 143H205L204 142V140H206V136L204 137V139H203V141H200V139H196V137H195V135H193L192 136ZM222 139H223V137H221ZM19 139V138H18ZM34 139V138H33ZM51 139H52V141L54 140L55 142H52L51 141ZM58 139V138H57ZM152 139H155V137L153 138L152 137ZM152 139H151V141H152ZM159 139H160V137H159ZM202 139V138H201ZM209 139V138H208ZM208 139H207V141H208ZM225 139V138H224ZM143 140H146V139H143ZM142 140V141H143ZM148 140V141H149ZM156 140V139H155ZM158 140V139H157ZM187 140V139H186ZM229 140H231V141H229ZM4 141H6V142H4ZM16 141V139H14V142ZM27 143H26V142ZM70 141V140H69ZM68 141V142H69ZM147 141V142H148ZM162 141H164V140H162ZM167 141V140H166ZM181 141H183V139L181 140ZM191 141V140H190ZM194 141V140H193ZM192 141V142H193ZM206 141V142H207ZM212 141V140H211ZM210 141V142H211ZM219 143H220V141H221V139L219 140H217ZM216 140H215V143L217 142ZM2 142H4V144H2ZM19 143L20 142V140L19 141H16V143ZM145 142V141H144ZM178 142H180V140L178 141ZM184 142V141H183ZM187 142V141H186ZM191 142V143H192ZM209 142V141H208ZM209 142V143H210ZM213 142V141H212ZM6 143V144H5ZM13 143V142H12ZM12 143H10V144H12ZM17 143V144H18ZM160 143H162V142H160ZM165 144H166V142H164ZM171 143V142H170ZM214 143V142H213ZM213 143H211V144H213ZM223 143H224V141H223ZM10 144H9V146H10ZM13 144H15V143H13ZM16 144V145H17ZM35 144V143H34ZM172 144V143H171ZM177 144V143H176ZM187 144V143H186ZM210 144V145H211ZM7 145V146H6ZM19 145V144H18ZM36 145V144H35ZM69 145H70V143H69ZM189 145V144H188ZM204 145V144H203ZM215 145V144H214ZM213 145V146H214ZM224 145V144H223ZM6 146V147H5ZM24 146V147H25ZM196 146V145H195ZM194 146V147H195ZM205 146V145H204ZM207 146H208V143H207ZM206 146V147H207ZM225 146H226V143H225ZM10 147H12V145L10 146ZM9 147V148H10ZM15 147V145H13V148H11V149H15L14 148ZM17 147H19V146H17ZM24 147L22 148V146L20 145V148H22L21 150H23L24 149ZM47 147V148H46ZM151 147H153V148H151ZM156 147H158V146H156ZM166 147V146H165ZM183 147V146H182ZM235 147H234V149H235ZM68 148H70L71 150H69ZM159 148V147H158ZM158 148L156 149V150H158ZM162 148V147H161ZM161 148H159V150L161 149ZM171 148V147H170ZM178 148V147H177ZM185 148V147H184ZM188 148V147H187ZM190 149L192 148L191 146L189 147ZM196 148V149H197ZM208 148V147H207ZM209 148H210V146H209ZM208 148V149H209ZM167 149H168V146H167ZM195 149V151H197ZM199 149V148H198ZM205 149V148H204ZM226 149V148H225ZM224 149V150H225ZM18 150H19V148H18ZM34 150H36L37 152H35ZM169 150V149H168ZM186 150V149H185ZM206 150V149H205ZM217 150V149H216ZM11 151V150H10ZM12 151H14V153H13V156H17V155H15V152L17 153V154H20V155H23V152H22V154L20 153V151L18 152L17 150L15 151V150H12ZM34 151V153H32ZM41 151V152H40ZM45 153H44V152ZM200 151V150H199ZM198 151V152H199ZM203 151V148H201V152ZM207 151V150H206ZM210 151V152H211ZM241 150H238V152H240ZM257 151V150H256ZM263 151H264V149H263ZM4 152H7V151H4ZM4 152L2 153L3 154V156H2V154H1V156L2 157H6V155L4 154ZM26 150L24 151V154H26ZM126 152H130L129 154H130V157H124L123 156V154L124 153H126ZM164 152V151H163ZM172 152H173V150H172ZM176 152V151H175ZM180 152V151H179ZM186 152V151H185ZM43 153L44 154H46V155H44V156H42L43 155ZM66 153H68V155L66 156ZM165 153V152H164ZM193 153V152H192ZM203 153V152H202ZM205 153V152H204ZM208 153V152H207ZM241 153H243V152H241ZM245 153V152H244ZM255 153V152H254ZM131 154H132V156H131ZM180 154V153H179ZM208 154H211V153H208ZM248 153H246V155H247ZM256 154V153H255ZM258 154V153H257ZM9 155H12L9 151H8V156ZM94 157V159H93V161L91 162L90 161V157H91V159L93 158L92 156ZM127 155V154H126ZM164 155H166V154H164ZM168 155V154H167ZM199 155V154H198ZM205 155H207V154H205ZM235 155H237L238 156V153L237 154H235ZM27 156V155H26ZM203 156V155H202ZM210 156H212V155H210ZM217 156V155H216ZM237 156H234L233 155V158L235 159V158H239L240 156H241V154H240V156L239 157H237ZM252 156V155H251ZM263 156V160H264V155H262ZM97 157V158H96ZM215 157V156H214ZM241 157H243V156H241ZM248 157V156H247ZM10 158H11V156H10ZM9 157H6L5 158V161H7L8 159L9 160H11ZM20 158V157H19ZM23 158H25V157H22L21 159H23ZM95 158L97 159V160H95ZM183 158V157H182ZM187 158H189V157H187ZM204 158H206V156L204 157ZM203 158V159H204ZM207 158H209V155H208V157ZM222 158V157H221ZM3 159V158H2ZM1 159V160H2ZM20 159V161L22 162V161H24V160H21ZM171 159V160H170ZM210 159H211V157H210ZM209 159V160H210ZM215 159V158H214ZM214 159H213V161H214ZM254 159V158H253ZM8 160V161H9ZM13 160V159H12ZM11 160V161H12ZM28 160V161H27ZM33 161V162H36V161ZM177 160H178V158H177ZM182 160H184V159H182ZM187 160V159H186ZM186 160H184V162L186 161ZM189 160V159H188ZM190 160H193V159H190ZM216 161L218 160V158L217 159H215ZM240 160V159H239ZM244 159H242L241 158V160L240 161H242V163L241 164H243L244 163V161H243ZM262 160V161H263ZM7 161V162H8ZM14 161V160H13ZM111 161L113 162L112 163V165L115 167V168H112L111 170L113 171L114 169H115V171H117V172H115V174H116V176H117V178H119L118 180H115L114 179V177L115 176H113V178L110 176V174H109V172H110V169L108 168V166H109V163L111 164ZM170 161L172 162V163H170ZM180 161V160H179ZM205 161H206V159H205ZM221 161H223L224 162V160H221L220 159V162L219 163H221ZM227 161V160H226ZM225 161V162H226ZM237 161H238V159H237ZM33 162H31L32 164H33ZM181 163V166H183L182 164L184 163L183 161H180ZM183 162V163H182ZM189 161H187V162H185V163H188ZM208 162V161H207ZM211 162V161H210ZM218 162V161H217ZM230 162V161H229ZM229 162H227V163H229ZM256 162V161H255ZM261 162V161H260ZM3 165H2V164ZM8 163H10V161L8 162ZM179 162L177 161V163L176 164H174V166H177V164H178ZM184 163V167H183V169L184 168H187L188 166H189V164L187 165V164H185ZM234 164H230L229 163V165L231 166V168H236V167H238V164L236 165L235 164V162H233ZM7 164V163H6ZM14 164V163H13ZM14 164V165H15ZM21 164V163H20ZM28 164V163H27ZM30 164V163H29ZM38 164V163H37ZM41 164V163H40ZM191 164H193V163H191ZM190 164V165H191ZM211 164H213V163H211ZM223 164V163H222ZM226 164V163H225ZM20 166V167H17V166ZM47 167H46V166ZM65 165V164H64ZM67 165H69L67 162H66V166L65 167H67ZM227 165V164H226ZM244 165V164H243ZM242 165V166H243ZM253 165V164H252ZM255 165V164H254ZM256 165H258V162L256 163ZM26 166H28V165H26ZM35 168L36 167H38L39 166V164H38V166H36V164L35 165H33ZM48 166H51L52 168H53V170H54V172H52V169H51V167H49V169H48ZM54 166V167H53ZM82 166V167H81ZM181 166H178V167H181ZM186 166V167H185ZM193 166H195V164H193ZM192 165H191V168H195V167H193ZM197 166H198V163H197ZM196 166V167H197ZM199 166H200V163H199ZM217 166V165H216ZM219 166V167H218ZM217 167L218 168H221L222 167V165L220 166V165H218ZM228 166V165H227ZM241 166V165H240ZM70 167V166H69ZM190 167V166H189ZM189 167L187 168V169H189ZM202 166H200V168H201ZM215 167V166H214ZM213 167V168H214ZM14 168H15V170H14ZM17 168H18V172H17ZM177 168V167H176ZM213 168H212V173H210L211 171H208L206 168H204V169H206V170H204V171H207V172H209L210 174H213L214 173V171H213ZM224 168V167H223ZM255 169H256V167H254ZM30 169H31V167H30ZM67 170H69V168L67 167L66 168ZM183 169H181V170H183ZM210 169H211V166H210ZM215 169V168H214ZM243 169V168H242ZM252 169V168H251ZM254 169V170H255ZM51 170V172L53 173V175H51V174H47V173H50L49 171ZM78 170H80V169H78ZM194 171L195 172V170L194 169H191V171ZM225 170V169H224ZM226 170H230V169H226ZM253 170V169H252ZM77 171V170H76ZM99 171V170H98ZM137 171V173H136V177L138 178H136L135 176H134V172H136ZM175 171V172H174ZM177 171H180V169L178 170V168H177ZM190 171V170H189ZM187 172V173H185L186 175H188L190 172ZM199 171H201V170H199ZM256 171V170H255ZM254 171V172H255ZM74 171H72L71 173H73ZM99 172V173H100ZM105 172V173H104ZM184 172V171H183ZM183 172H181V173H183ZM197 172V171H196ZM232 172V171H231ZM231 172H230V174H231ZM20 174H22L21 173V171L19 172ZM18 173V174H19ZM26 173H28L27 174V176H26ZM59 173H61V172H59ZM63 173H61V174H63ZM76 172H74L73 174H75ZM100 173V174H101ZM178 173V172H177ZM198 173V172H197ZM204 173V172H203ZM234 173V172H233ZM235 173H237V172H235ZM234 173V174H235ZM240 173V172H239ZM249 173V172H248ZM252 173V172H251ZM250 173V174H251ZM256 173V172H255ZM17 174V175H18ZM56 174V176H57V178H59L58 177V175ZM65 175H63V176H66V174L67 173H64ZM70 174V173H69ZM76 174H78V173H76ZM79 174H80V172H79ZM78 174V175H79ZM82 174V173H81ZM80 174V175H81ZM86 174V173H85ZM98 174V173H97ZM113 174H114V172H113ZM132 174H133V178H136V179H134V181L136 180L137 182H134V184H136V186L137 187H134L135 185L133 184V185H130L129 183H128V185L126 184V182H125V184L127 185H123L122 187H123V189L122 190H124L125 189V192H124V195H122V196H125V201L122 199V200H119L118 198H116L114 195H116V194H114V195H112V193H113V188H114V186L116 185V182H118V183H120V182H123V181H125V178H127V176H128V178H129V175H131L132 176ZM194 174V173H193ZM202 174V173H201ZM205 174H207V173H205ZM210 174L208 175V176H210ZM233 174V175H234ZM243 173H241L240 175H242ZM250 174H248V175H250ZM25 175V176H24ZM30 175H32V176H30ZM83 175V174H82ZM99 175V174H98ZM98 175H96L95 174V177L96 176H98ZM204 175V174H203ZM224 175V174H223ZM239 175V174H238ZM252 175L254 176V178L256 177L257 178V176H259V173H256V174H253L252 173ZM71 176V175H70ZM70 176H68V177H70ZM74 176V175H73ZM70 177L71 179H69V180H73L74 179V177ZM75 176H77V175H75ZM131 176H130V178H131ZM198 176H200V175H198ZM208 176H203V177H208ZM214 176V175H213ZM216 176H217V174H216ZM230 176H232V175H229V177ZM78 177H80V176H78ZM82 177H86L85 175L84 176H82ZM88 177V176H87ZM178 176H176V178H177ZM189 176H187V178H188ZM190 177H191V175H190ZM189 177V178H190ZM195 177H197L196 175H195ZM228 177V178H229ZM235 177V176H234ZM241 177V176H240ZM246 178L247 176L245 175V176H243V178ZM261 177V176H260ZM259 177V178H260ZM123 178V179H122ZM129 178V179H130ZM184 178V177H183ZM194 177H192V179H193ZM202 178V177H201ZM200 178V179H201ZM211 178V177H210ZM209 177H208V179H210ZM217 178V177H216ZM249 178V177H248ZM251 178V177H250ZM253 178V179H254ZM255 178V179H256ZM24 179V180H23ZM88 179V178H87ZM173 179H175V177H173ZM177 179V180H178ZM182 179V178H181ZM185 179V178H184ZM191 179V180H192ZM196 179V178H195ZM194 179V180H195ZM197 179H198V177H197ZM196 179V180H197ZM214 179V178H213ZM258 179V178H257ZM57 180V181H56ZM59 180H60V182H62L63 184L61 185L60 184V182H59ZM80 180H84L83 178H81ZM89 180V179H88ZM127 180V179H126ZM133 180V179H132ZM167 180H169V178L167 179ZM219 180V179H218ZM221 180V179H220ZM226 180V182H228L227 181V179H225ZM224 180V181H225ZM262 180H264L263 178H262ZM25 181V182H24ZM74 181V180H73ZM73 181H71V183H73ZM79 181V180H78ZM77 181V182H78ZM85 181H86V178H85ZM84 181V182H85ZM90 181V180H89ZM129 181V180H128ZM176 181V180H175ZM203 181V180H202ZM201 181V182H202ZM209 181V180H208ZM215 181V179L213 180V182ZM232 181V180H231ZM239 181V180H238ZM247 181V180H246ZM76 181H74V183L73 184H76L77 183ZM131 182V181H130ZM168 182V181H167ZM166 182V186H164V188L163 189H165V187H167L168 189H169V187H168V183ZM171 182H169V183H171ZM184 182V181H183ZM186 182H187V180H186ZM186 182H184V183H186ZM197 182V181H196ZM210 182H212V181H210ZM222 183H223V181H221ZM234 182H237V181H234ZM244 182H245V180H244ZM251 183H246L247 185L248 184H252V189H254V185H256V184H254V183H252V181H250ZM24 183V184H23ZM79 183H83V181H80ZM78 183V184H79ZM89 183V182H88ZM124 183V182H123ZM122 183V184H123ZM133 183V182H132ZM131 183V184H132ZM163 183H164V181H163ZM176 183H177V181H176ZM189 183V182H188ZM202 183H204V182H202ZM214 183H216V181L214 182ZM218 183L219 184H221L219 181H218ZM239 183V182H238ZM261 183H263V181H261ZM178 184V185H179ZM190 184V183H189ZM193 184H194V182H193ZM196 184V183H195ZM200 184V183H199ZM198 184V185H199ZM205 184H206V179H205ZM209 184V183H208ZM224 184H225V182H224ZM223 184V185H224ZM241 184V183H240ZM239 184V185H240ZM257 184H259V183H257ZM26 187H25V186ZM83 185V184H82ZM82 185H80L81 187H82ZM86 185V184H85ZM84 185V186H85ZM90 185V184H89ZM170 185V184H169ZM207 185V184H206ZM214 185V184H213ZM222 185V184H221ZM220 185V186H221ZM225 185H227V184H225ZM242 185L244 186L245 184H243L242 183ZM260 185V184H259ZM263 185V184H262ZM24 186V187H23ZM77 186H79V185H77ZM88 185H86V187H87ZM141 186V187H140ZM171 186H173L172 184L170 185V187ZM185 186V185H184ZM196 186V185H195ZM207 186H209V185H207ZM219 186V185H218ZM230 186V185H229ZM243 186H241L243 189H244V187ZM246 186V185H245ZM73 187H74V189L76 188L75 187V185H73ZM81 187H79V188H81ZM86 187H83L82 189H84V190H89V189H87ZM89 188H91L92 190V194H94L93 193V191H94V188H93V186H88ZM150 187H149V189H150ZM240 187V188H241ZM258 186L256 185V192L254 191V190H251V189H249L250 188V186H248V189L250 190H248L247 191V193H245L244 192V194H248V192H251L250 193V195L248 196L249 198H247L246 199V204L245 205H243L244 206V210H243V213H244V215H245V217H246V219H245V223L246 224H244L246 227H252V228H255L256 229V227L258 228V226H260L261 227V225L264 223V190H261V188L259 189V188H257ZM260 187V186H259ZM263 187V186H262ZM71 188V187H70ZM86 188V189H85ZM133 188H135V189H133ZM148 188V187H147ZM147 188H145V190H147ZM196 188V187H195ZM200 188V187H199ZM208 188H210V187H208ZM225 188V187H224ZM246 188H247V186H246ZM49 188H47V189H45V190H48ZM56 189V190H57ZM67 189V190H66ZM74 189H72V190H74ZM148 189V190H149ZM197 189V188H196ZM211 189V188H210ZM215 189H216V187H215ZM222 189H223V186H222ZM231 189V188H230ZM257 189H259V190H257ZM44 190V189H43ZM44 190V195L45 196H47L46 195V191ZM55 189H54V194H56V191ZM76 190H78V188H76ZM80 190V189H79ZM144 190V189H143ZM150 190H152V189H150ZM150 190L149 191H147V192H150ZM175 190V189H174ZM182 190V189H181ZM189 190V191H188ZM209 190V189H208ZM217 190V189H216ZM227 190V189H226ZM238 190V189H237ZM247 190V189H246ZM90 191V190H89ZM137 191V192H136ZM140 191V193H138ZM161 191H162V188H161ZM212 191V190H211ZM223 191V190H222ZM231 191V190H230ZM244 191V190H243ZM43 192V191H42ZM53 192V191H51V190H49V194H51V193ZM69 193L70 192H72L71 190L70 191H68ZM86 192H88V191H86ZM133 192L136 194H133ZM146 192V193H147ZM154 192V191H153ZM172 192L173 191H171V194L170 195H173L172 194ZM182 192V193H181ZM193 192V193H192ZM207 192V194H208V191H206ZM214 192H217V191H214ZM252 192H254V193H252ZM48 193V192H47ZM74 193V192H73ZM76 193H78V192H76ZM80 193V192H79ZM81 193H83V192H81ZM90 193V192H89ZM89 193H87L88 195H89ZM138 193V194H137ZM151 193L152 192H150L149 193V197H150V195H151ZM155 193V192H154ZM154 193H152V195H153V197H154V195L155 196H157L159 193L156 191V194H154ZM220 193V192H219ZM219 193H218V195H219ZM233 193V192H232ZM234 193H237L238 194V192L236 191V192H234ZM239 193H240V189H239ZM58 194V193H57ZM86 194V195H87ZM97 194V193H96ZM211 195H212V193H210ZM241 194V193H240ZM243 194V195H244ZM79 195H82V194H79ZM79 195H77L76 194V196H74L73 195V199H74V201L73 202H76V204H78V202H77V198H78V196ZM83 195H84V193H83ZM86 195H84V196H86ZM95 195V194H94ZM101 195H99V196H101ZM151 195V196H152ZM161 195H163L162 194V192L160 193V196ZM227 195V194H226ZM226 195H224V196H226ZM233 195V194H232ZM34 196V198H32ZM42 195H40V197H41ZM49 196V195H48ZM70 196V195H69ZM84 196H82V197H84ZM90 196V195H89ZM88 196V197H89ZM96 196H98V195H96ZM118 196V195H117ZM135 196H136V198H137V200H133V199H136L135 198ZM148 196V195H147ZM159 196V195H158ZM159 196V197H160ZM203 196V195H202ZM234 196V195H233ZM232 196V197H233ZM235 196H240L239 194L238 195H235ZM234 196V197H235ZM245 196V195H244ZM81 197V198H82ZM110 197H108V198H110ZM119 197V196H118ZM132 197H134L133 199H132V201H134V203H132V204H129L127 201H126V199L128 200V199H130V198H132ZM148 197V198H149ZM213 197H214V193H213ZM233 197V198H234ZM46 198V197H45ZM44 197H43V199H45ZM56 198V197H55ZM55 198H53L54 199V201H55ZM65 197H63L62 199H64ZM70 198H71V196H70ZM70 198H68V197H66L65 199H67L65 202L67 203V202H69L68 200L70 199ZM86 198V197H85ZM90 198H92V201H94L95 199H96V197H93V195H92V197H90ZM115 198H116V200H115ZM122 198V197H121ZM156 197H154V199H155ZM161 198H162V196H161ZM208 198V197H207ZM241 199H242V197H240ZM32 199H34V200H32ZM40 199V198H39ZM47 199H48V197H47ZM97 199H98V197H97ZM96 199V200H97ZM100 199H101V197H100ZM100 199H98V200H100ZM106 199V198H105ZM203 199H205V197L203 198ZM214 198H212V200H213ZM231 199V198H230ZM244 199V198H243ZM41 200V199H40ZM57 200V199H56ZM89 200V199H88ZM91 200V199H90ZM108 200V199H107ZM107 200H105L106 201V203L108 202ZM221 200H222V198H221ZM38 201V200H37ZM79 201H82V200H80L79 199ZM105 201H103V203L105 202ZM129 201V200H128ZM219 201V200H218ZM228 201V200H227ZM230 201V200H229ZM238 201H239V199H238ZM237 201V202H238ZM244 201V200H243ZM89 202V201H88ZM99 202V201H98ZM97 202V203H98ZM109 202H111V201H109ZM80 203V202H79ZM83 203V202H82ZM92 204H93V202H91ZM97 203H95L94 202V204L93 205H91V206H94L95 204H97ZM102 203V202H101ZM100 203V204H101ZM106 203H104V204H106ZM228 203V202H227ZM240 203V202H239ZM244 203H245V201H244ZM71 204V203H70ZM69 204V205H70ZM108 204H111V203H107L106 205H102V207H101V205H100V207L101 208H104V206H105V208H108ZM231 204V203H230ZM238 204V203H237ZM54 205H56L55 203H54ZM99 205V204H98ZM146 205H147V207H146ZM162 205V206H161ZM233 205V204H232ZM231 205V206H232ZM58 206V205H57ZM57 206H55V207H57ZM97 206V205H96ZM107 206V207H106ZM214 206V205H213ZM219 206V205H218ZM75 207H77L76 205L74 206V208ZM99 207V208H100ZM113 207H114V209H113ZM216 207H217V205H216ZM215 207V208H216ZM222 207H223V205H222ZM242 207V206H241ZM65 208V207H64ZM63 207H62V209L63 210H65ZM68 209H69V207H67ZM71 208V210H73L74 211V209H72L73 207H70ZM80 208H81V206H80ZM86 208V207H85ZM84 208V209H85ZM104 208V209H105ZM230 208V207H229ZM228 208V209H229ZM57 209V208H56ZM75 209H78V207L77 208H75ZM82 209V208H81ZM104 209H100V211L99 212H101V210L103 211ZM111 209V208H110ZM218 209V208H217ZM67 210V209H66ZM90 210V209H89ZM105 210H109V209H105ZM104 210V211H105ZM214 210V209H213ZM221 210V209H220ZM58 211L59 212H61L59 209H58ZM78 211V210H77ZM88 211V210H87ZM87 211H85V212H87ZM92 211V214H89V215H91V217H90V219L92 218L93 219V217L94 216H97V215H94L93 214V212H94V210H91ZM91 211H89V212H91ZM97 211H98V209H97ZM145 211V212H144ZM219 211V210H218ZM225 211V210H224ZM231 211V210H230ZM238 211L240 212V210L238 209ZM241 211H242V209H241ZM71 212V214H72V211H70ZM84 212V211H83ZM89 212H87V215H88V213ZM107 212H109V211H107ZM106 212V213H107ZM110 212H111V210H110ZM144 212V213H143ZM215 212H217V210L215 211ZM222 212H223V209H222ZM228 212V211H227ZM232 212V211H231ZM66 213V212H65ZM69 212L67 211V213L66 214H68ZM95 213H97L96 211H95ZM105 213V212H104ZM241 213V212H240ZM243 213H242V216H243ZM59 214V213H58ZM62 214V213H61ZM65 214V215H66ZM77 214V213H76ZM84 213H82V215H83ZM99 214H101V213H99ZM111 215V216H109V219H110V217L112 218V214L111 213H108L107 215L105 214V215H103V216H108V215ZM115 214V216L116 215H118V214H116V213H114ZM114 214H113V216H114ZM223 214H225V213H223ZM19 215H22V217H25V216H27V217H29L30 218V220L28 221V219H27V222H25L24 221V218H22L23 219V221L21 220V221H18L19 219H18V217H19ZM63 215H64V213H63ZM73 215H74V213H73ZM78 215V214H77ZM77 215H75V217L77 216ZM84 215H86V213L84 214ZM94 215V216H93ZM93 216V217H92ZM101 217H102V215H100ZM147 216V217H148ZM219 216V215H218ZM217 216V217H218ZM235 216H237V214H235ZM14 217V218H13ZM45 217V218H46ZM62 218V221H63V216H61ZM89 217H88V219H89ZM101 217H99V216H97V217H95L94 219H96V221H97V218L98 219H100ZM128 217V218H127ZM135 217V218H134ZM153 217V218H154ZM0 218V219H1ZM16 219L17 220V222H14L13 221V219ZM20 218V219H21ZM68 218V222H70L69 221V216L67 217ZM76 218H79L78 216L76 217ZM76 218H74V216H72V219H76ZM83 218H84V216H83ZM86 218V217H85ZM115 218V217H114ZM113 218V219H114ZM119 218H120V216H119ZM119 218H117V216H116V219H115V221H117V219H119ZM152 218V223H155L156 221H157V219L156 218H154V219H156V221H154V219ZM237 218H238V216H237ZM44 219V220H43ZM70 219H71V216H70ZM87 219V218H86ZM88 219H87V221H88ZM92 219H91V222H92ZM94 219H93V221H94ZM101 219H103V217L101 218ZM113 219H111V221H113ZM121 219V218H120ZM247 220V221H246ZM13 221V222H12ZM77 221H78V219H77ZM79 221H80V218H79ZM78 221V222H79ZM87 221H86V224L88 225V224H91V222L90 221H88V223H87ZM103 221H104V219H103ZM105 221L106 222H108L107 221V217L105 218ZM114 221V224H115V229H116V231L119 233V231L118 230H120V223H119V221L118 222H115ZM154 221V222H153ZM164 221V222H163ZM230 221V220H229ZM238 221H239V219H238ZM1 222V221H0ZM61 222V221H60ZM64 222H65V219H64ZM64 222L62 223V224H64ZM72 222H74V221H72ZM71 222V223H72ZM76 223V221H75V223L76 224H78V226H80L79 225V223ZM80 222H82V223H84L83 221H80ZM95 222V221H94ZM105 222V223H106ZM135 222H136V219H135ZM150 222H151V217H150ZM60 223V224H61ZM67 223V222H66ZM82 223H80V224H82ZM93 223V222H92ZM96 223V222H95ZM95 223H93V224H91V226H93V228H94V230H93V228L91 229V227H90V231H88L89 233L91 232V231H95L96 229V227H95ZM104 222H102V223H100L99 222V224H102V226L103 225H105V224H103ZM109 223V222H108ZM106 224L107 225V227L108 226H110L109 224ZM137 223V222H136ZM141 223V222H140ZM152 223H151V225H152ZM2 223H0V225H1ZM9 224V225H10ZM56 224V223H55ZM61 224V225H62ZM99 224H97L98 226H99ZM114 224H112V225H114ZM243 224V223H242ZM247 224H249L248 226H247ZM8 225V224H7ZM9 225H8V227H9ZM12 225H10V226H12ZM68 225H70V224H68ZM72 225H73V223H72ZM75 225V224H74ZM96 225V226H97ZM111 225V227H114V226H112ZM150 225V226H151ZM53 226H54V228H53ZM55 226L56 227H58L57 229L55 228ZM63 226V225H62ZM84 226H86V225H84ZM84 226H83V228H82V230L84 229ZM153 226H156L155 224H153ZM241 226V225H240ZM0 227H2V225L0 226ZM63 227H65V229H66V226H63ZM63 227H61V229H58V230H62V228ZM72 226H69L68 228L69 229H72L71 228ZM89 226H87V228H88ZM101 227V226H100ZM100 227H97V230L100 228ZM104 227H106V226H104ZM148 229H147V228ZM259 227V228H260ZM9 228H12V227H9ZM12 228V229H13ZM103 228V227H102ZM110 228V227H109ZM108 228V229H109ZM123 230H125L126 229V227H121ZM130 228L128 227L127 228V230L126 231H129L130 230ZM136 228V227H135ZM157 228H159V230L157 229ZM215 228L217 229V231L215 230ZM239 228V227H238ZM237 228V229H238ZM3 229H5V230H7L6 228H3ZM53 229H56V230H53ZM64 229V230H65ZM79 229V228H78ZM89 229V228H88ZM88 229H86L85 228V230L87 231ZM104 229L105 230V232L104 231H100L101 229H99V232H104L106 235L108 234L109 235V230H111V229ZM112 229H114V228H112ZM129 229V230H128ZM172 229H174L175 231L177 230V232H178V234L180 235L181 234V236H180V238L181 237H183V238H181V239H185V241H188V240H186V237L189 239V238H193L194 240H198V241H196L195 243H197V244H195V245H193V246H195V247H193V246H190L189 247V245L188 246H186V248L187 247H189L188 249H190L189 251H191V254H190V252H189V254L190 255H188V256H186L185 254L187 253V251L186 252H184V255L182 256V253L180 252H173L174 250H173V248H175V244L173 245L172 244V246H174L173 248H171V247H169V245H170V243H169V245H168V243H165V241H163L162 242V240L163 239H166L165 237L166 236H170V232H172L173 230ZM26 230H24V231H26ZM80 231V229L79 230H76L75 232H78L79 233V231L80 232H82L83 233V231ZM85 230H84V234H85ZM123 230H121V232L123 231ZM158 230V231H157ZM172 230V231H171ZM250 230V229H249ZM4 231V230H3ZM13 231H15V230H13ZM17 231H19V234H17L18 232ZM54 231H57L58 233H59V235H57V233L56 232H54ZM63 231V230H62ZM72 231V230H71ZM113 231V232H112ZM111 231V233L112 234H114V230H112ZM169 231V232H168ZM253 231V230H252ZM1 232V231H0ZM7 232V231H6ZM9 232V231H8ZM7 232V233H8ZM88 232H86V235H87V233ZM107 232H109V233H107ZM159 232V233H158ZM5 232H3V235L2 236H4L5 234H4ZM12 231L9 233V234H7V236L8 235H10V236H12ZM27 233V232H26ZM104 233H102V235H105ZM173 233V232H172ZM171 233V234H172ZM175 233V232H174ZM235 233V232H234ZM237 233L239 234V232L237 231ZM245 233V232H244ZM244 233H242V234H244ZM255 233H257V232H255ZM30 234H32V235H30ZM80 234V233H79ZM91 234V233H90ZM92 234H94L93 232H92ZM111 234V235H112ZM115 234H116V232H115ZM123 235L122 236H125L126 235V232H125V235H124V233H122ZM154 234V235H155ZM169 234V235H168ZM178 234H176L177 235V238L176 239H178ZM240 234H241V232H240ZM257 234H259V233H257ZM15 235V236H16ZM26 235V234H25ZM85 235V237H87ZM97 235H98V233H97ZM105 235V236H106ZM121 235V234H120ZM128 235V236H127ZM126 235V237L125 238H128L129 237V234H127ZM176 235H174V236H176ZM251 235V234H250ZM253 235V234H252ZM254 235H256V234H254ZM2 236H1V234H0V237H1V239H2ZM9 236V237H10ZM14 236V235H13ZM26 236H28V234L26 235ZM32 236H34V237H32ZM57 236H59V237H57ZM60 236H61V238L63 237V240L61 241L60 239ZM80 236V235H79ZM89 236V235H88ZM93 236H95V234L93 235ZM99 236H101V235H99ZM113 236V235H112ZM112 236H109L110 238H108V239H110L111 241H112V239H111V237ZM116 236H117V234H116ZM116 236H113V237H115L116 238ZM119 236V235H118ZM163 236H165L164 238H163ZM244 236V235H243ZM4 237H6V235L4 236ZM23 237V234H21V237H19V239L20 238H22ZM68 237V238H67ZM82 237V236H81ZM90 237V236H89ZM88 237V238H89ZM92 237V236H91ZM103 236H101V238H102ZM108 236H106V238H107ZM161 237V238H160ZM258 237V236H257ZM16 238V237H15ZM29 238V239H28ZM87 238V239H88ZM104 238V237H103ZM102 238V239H103ZM121 238V237H120ZM10 239H14V238H10ZM10 239H7V242H8V240H10ZM24 239V238H23ZM26 239V238H25ZM83 240L85 239V238H82ZM91 239H93V242L95 243V240L94 239H96V237H92ZM91 239H89V242H90V240ZM99 239V238H98ZM98 239H97V241H98ZM105 239V238H104ZM129 239V238H128ZM180 239V240H181ZM254 239V238H253ZM257 239V238H256ZM255 239V240H256ZM5 240H6V238H4V242H5ZM105 240H107V239H105ZM117 240H119V238L117 239ZM121 240V239H120ZM123 240V239H122ZM125 240V239H124ZM169 240H170V238H169ZM189 240H191V239H189ZM235 240H238V239H235ZM259 240V239H258ZM2 241V240H1ZM0 241V242H1ZM13 241H16V239L15 240H12V243H13V245L15 246V242H13ZM18 241V240H17ZM23 242L24 240H21L20 239V242ZM87 242H88V240H86ZM92 241V240H91ZM99 241H100V239H99ZM109 240H107V243H108V245H109V242H108ZM129 242H131V240H128ZM239 241V240H238ZM242 241V240H241ZM247 241H249V240H247ZM3 242V241H2ZM20 242L18 241V243L20 244ZM79 242H81V243H83V245H81ZM93 242H91L92 244H91V246L93 245ZM104 242V241H103ZM113 242V241H112ZM118 242V241H117ZM121 242V241H120ZM120 242H118L119 243V246H120ZM124 242H126V241H124ZM6 243V242H5ZM10 243H11V240H10ZM10 243L8 244V245H10ZM17 243V244H18ZM104 243H106V242H104ZM114 243H116L115 241H114ZM118 243H116V244H118ZM132 243V242H131ZM175 243V242H174ZM259 243V242H258ZM1 244V243H0ZM4 244V243H3ZM18 244V247H22L23 248V246H21V245H19ZM22 244V243H21ZM66 244H68L67 246H66ZM97 244H100V242L98 243V242H96V245ZM128 244V243H127ZM127 244L125 245V246H127ZM130 244V243H129ZM128 244V246H130ZM176 244H177V242H176ZM188 244V243H187ZM5 245V244H4ZM13 245H12V247H13ZM23 245V244H22ZM95 245V246H96ZM111 245V244H110ZM109 245V247H111ZM121 245H123V241L121 242ZM186 245V244H185ZM258 245V244H257ZM1 246V245H0ZM90 246V247H91ZM94 246V245H93ZM104 246V245H103ZM103 246H102V243H101V245L99 246L102 250H103ZM107 246V244L104 246V247H106ZM118 246V245H117ZM124 246V247H125ZM132 245L129 247L130 249H131V247H133ZM135 246V247H136ZM18 247H16L15 246V249L17 250V248ZM86 247H89V246H86ZM97 247H98V245H97ZM121 247V246H120ZM169 247V248H168ZM177 247H178V244H177ZM176 247V248H177ZM180 247V246H179ZM249 248V250H247V248ZM259 247V246H258ZM1 248H2V246H1ZM11 248V247H10ZM9 248V249H10ZM14 248V247H13ZM12 248V251L14 250ZM34 248V249H33ZM73 248V247H72ZM71 248V249H72ZM94 248V247H93ZM111 248H113V246L111 247ZM117 248V247H116ZM116 248H114V249H116ZM123 248V247H122ZM171 248V249H170ZM175 248V249H176ZM182 248V247H181ZM180 248V249H181ZM254 248V251H255V247H253ZM262 249H263V247H261ZM3 249V248H2ZM6 249H8L7 247H6ZM21 248H18V250H20ZM27 250V252L26 253H28V251H30V250ZM75 249H76V252L78 251L77 250V248L75 247ZM96 249V248H95ZM105 249V248H104ZM106 249H107V247H106ZM110 249V248H109ZM113 249V250H114ZM118 249V248H117ZM121 249V248H120ZM133 249H135L134 247H133ZM258 249H260V248H258ZM4 250H5V247H4ZM3 250V251H4ZM22 250V249H21ZM83 250H85V249H83ZM82 249L81 250H79L78 251V253H76L75 252V250H73L72 251V254L74 253L75 255L74 256H76V254L77 255H81V253H82V255H83V251ZM87 250V249H86ZM98 250V252H99V249H97ZM108 250V249H107ZM107 250H104V251H106L105 253H108L109 251H107ZM112 250V249H111ZM112 250V251H113ZM123 250H128V248L127 249H123ZM136 250V252H138ZM178 250V249H177ZM176 250V251H177ZM184 250H186V249H184ZM6 251H8V250H6ZM10 251L11 250H9V253H10ZM11 251V252H12ZM23 251V250H22ZM30 251V253L29 254H26L25 252L23 253V254H26V259H27V257L29 256V255H31V256H34V254L32 253ZM80 251H81V253H80ZM83 251V252H82ZM88 251V250H87ZM94 251V249H92V250H90V252L89 253H91V252H93ZM103 251V252H104ZM115 251H118V250H115ZM125 251V252H126ZM130 251V250H129ZM133 251V250H132ZM257 251V250H256ZM17 252V253H16ZM18 252H20V251H15L14 250V253H16V254H18ZM35 252V253H36ZM94 252H96V251H94ZM97 252V253H98ZM119 252H120V254H121V251L119 250ZM124 252V251H123ZM182 252H183V250H182ZM0 253H1V250H0ZM3 253V252H2ZM1 253V254H2ZM5 253H7V252H5ZM86 253V252H85ZM85 253H84V255H85ZM89 253H86V256H88V254ZM97 253H92V255H94V256H90L91 258H94L95 257V255L97 254ZM102 253V251H100V254ZM111 253V252H110ZM113 253H114V251H113ZM116 254L118 253V252H115ZM114 253V254H115ZM11 254V253H10ZM9 254V255H10ZM13 254V253H12ZM20 255H21V252L19 253ZM18 254V255H19ZM99 254V253H98ZM97 254V255H98ZM115 254V255H116ZM125 254V253H124ZM124 254H122V255H124ZM131 254V253H130ZM129 254V255H130ZM135 254V253H134ZM257 254V253H256ZM264 254V253H263ZM5 255V254H4ZM4 255L3 256H1L0 255V258L1 257H4ZM17 255V256H18ZM19 255V256H20ZM28 255V256H27ZM36 255V254H35ZM83 255V256H84ZM107 255H109V254H107ZM107 255H105L106 257V259L108 258V256ZM114 255V256H115ZM133 255V254H132ZM139 255V254H138ZM249 255V256H248ZM252 255V254H251ZM8 256V255H7ZM16 256V255H15ZM15 256H14V258H15ZM22 256V255H21ZM24 256V255H23ZM22 256V257H23ZM85 256V257H86ZM113 255L111 254L110 255V257H112ZM136 256V255H135ZM254 256V255H253ZM256 256H258V255H256ZM13 257V256H12ZM35 257V256H34ZM34 257H32V258H34ZM77 258H80V257H78V256H76ZM82 257V256H81ZM99 257H101V256H99ZM98 257V259H101V258H99ZM120 257V256H119ZM118 256L116 257L117 258V261L115 260V263L116 262H118L119 261V259H121V257L119 258ZM124 257H125V255H124ZM29 258V257H28ZM31 258V257H30ZM30 258L28 259V260H26V259H22V262L20 261H18V259H17V257H16V259H17V261L16 260H14L15 262H17V264H27L28 263V261L30 260ZM31 258V259H32ZM39 258V259H38ZM73 258H75V257H73ZM83 258V257H82ZM87 258V257H86ZM85 258V259H86ZM95 258H97V256L95 257ZM115 258V257H114ZM119 258V259H118ZM264 258V257H263ZM2 259H6V258H2ZM11 259V257L9 258V259H6V260H0V261H2V263H0V264H9V260ZM72 259V258H71ZM71 259H69V261H68V263H66V264H71V262H73ZM76 259V258H75ZM88 259H90V258H88ZM88 259H86V261L88 260ZM109 259H111V258H108V260ZM123 260H124V258H122ZM121 259V260H122ZM134 259H135V257H134ZM158 259V260H157ZM19 260H21V259H19ZM24 260H26V262L27 263H25V261ZM39 260H40V263H39ZM74 260V259H73ZM77 261L76 262H78V263H76V264H79V262L81 263V258H80V261H78L79 259H76ZM84 260V259H83ZM94 260H96V259H94ZM94 260H92L91 262H86V264L87 263H91V264H93V261ZM103 260H104V258L102 257V263H105V264H107L109 261H107V263L106 262H103ZM126 260V259H125ZM128 260V259H127ZM157 260V261H156ZM13 261V260H12ZM13 261V262H14ZM24 261V262H23ZM38 261V262H37ZM56 261H58V262H56ZM60 261V262H59ZM65 261H63L64 262V264H65ZM88 261H90V260H88ZM130 261H131V259H130ZM130 261H128V262H130ZM14 262V263H15ZM30 262V261H29ZM32 262V261H31ZM30 262V263H31ZM34 262V263H35ZM85 262V261H84ZM96 262V261H95ZM98 262H100V261H98ZM98 262H96V263H98ZM113 262V261H112ZM121 262V261H120ZM124 262V261H123ZM263 262H264V259H263ZM13 263V264H14ZM29 263V264H30ZM34 263H32V264H34ZM101 263V262H100ZM101 263V264H102ZM111 263V262H110ZM119 263V262H118ZM260 263H261V261H260ZM12 264V263H11ZM73 264V263H72ZM82 264H83V262H82ZM85 264V263H84ZM95 264V263H94ZM126 264H130V263H126ZM132 264V263H131Z\"/></svg>",
  "mask_w": 264,
  "mask_h": 264
},
{
  "label": "rangeland",
  "instance_id": "374dc122",
  "mask_svg": "<svg viewBox=\"0 0 264 264\" xmlns=\"http://www.w3.org/2000/svg\"><path fill=\"white\" fill-rule=\"evenodd\" d=\"M221 1H224V0H221ZM221 1H219V2H221ZM225 1H226V0H225ZM212 3H213V4H212V7H213V9L216 11V13L219 14V13L222 12V13H221L222 16L220 15L221 17H223V14L225 15L223 20H221V17L218 15V17H217L216 19H214V18H209V19H206V20H207V21H206V20H205V15L202 14V13H204V12H203V11H204V10H203V9H204V6L202 7V5H200L201 7H200V6L197 7L196 10L193 9V10H195L194 12L192 11L193 13L191 12V10L188 11L186 8H182V6H181L182 10H181V8H180V9H179V12L182 11V13L180 12V13H178V14H179V15H182V14H183L182 17L185 16L186 18H185V17L183 18V20H185V21H183L182 19H181V20H182L183 22H182L181 20H180V21H181L182 23H184V24H185V23H187L188 25L190 24V25H189V26H190V27H189L190 30L187 29L186 32L184 31V34H183V35L190 34V32L192 33L193 30H195V31L198 33V35L200 36V35L203 33V30H204V32H206V33H203L202 36H204L205 38L203 37V39H205L206 42L208 41L207 43H209V46H208V44H207V46L211 49V52H210V49H209L208 47H207V49H209L208 51L211 53L210 56H213V55H214V56L216 57V59H215V57H212V58H213L212 60H214L215 62H218V63H222V61L219 62V61H220V60H219L220 57H221V60H223L222 57H226V59L228 60V62H227V61L225 62V61L223 60V61L225 62V64H227V63H228V64H229V63L231 64L232 61L230 62L229 60H233V63H232L233 68H234L238 73L240 72L239 74L237 73L238 75L243 76L242 70H243L244 68H242V66H244V65H243V64L240 65V64L242 63L241 60H240V59H242V54L240 53V52L242 51V49H244L246 46H252V47L255 48L256 50H259V52L264 53V51H263L264 47H263V44H262V43L264 42V18H263V19L261 18V17H264V0H259V3H258V0H257L256 3H255V0H254V2H253V0H251V5L253 4L252 6H254V7H256V8H254V9H253V7H250L251 9H250V8H245V9L243 10V12L241 13V14H243L242 17H243V18L245 17V20H246L245 23H246V25L249 24V23L253 20V21H252L253 23L251 22L252 24L246 26V29H247V30H246V31L244 30V32H247V33H245L244 35H241L242 37H241L240 35H239L240 37H235V34H234V33L232 34L231 29H229V28L227 29L228 26H226V22L224 23L225 26H226V27H225L226 29L224 28V24H221L220 22H218V21H219L218 19H220L221 22H222V21L224 22L225 20L227 21L226 13H224L225 11H228V6H226L227 4L221 5V4L219 3V4L216 6V5H214V2H212ZM260 4H263V5H260ZM219 5H220V6H219ZM259 5H260V6H259ZM36 6H38V5L36 4L35 7H36ZM221 6H223L224 8H222ZM257 6H258L259 9L257 8ZM261 6H263V7H261ZM225 7H226L227 9H225ZM235 8H236V7H235ZM235 8L232 7L231 9H235ZM223 9H224V10H223ZM177 10H178V9H177ZM197 10H198V11H197ZM219 10H221V12H220ZM253 10H255V11H253ZM257 10H259V11H257ZM200 11H202V12H200ZM245 12H247V13H245ZM254 13H256V14H254ZM136 14L139 16V18L142 17V15H143V13H140V14H141V16H140V15H139V12L136 13ZM136 14H134V16H136ZM45 15L47 16V14H45ZM258 15H259V16H258ZM138 16H137V18H138ZM176 16H178V15H176ZM248 16H250V18H248ZM0 17H1V16H0ZM182 17H181V18H182ZM4 18H5V17H3V19H4ZM187 18H188V19H187ZM198 18H199V19H198ZM3 19H2V17H1V18H0V22L2 21L4 25H5V24L8 25L7 28H6V25L4 26V25L2 24V22H1V24L4 26V29H6V31H7L8 28H9L10 26H12V27H10V33H12V35H13L14 31H12V30H14L13 24H14V26H15V23H13L12 21H9V20L7 21V19H6V20L4 19V20H5V21H4ZM186 19H187V20H186ZM202 19H203V20H202ZM212 19H213L214 21H213ZM249 19H251V20H249ZM41 20H46V17H42ZM98 20H99V19H98ZM194 20H195V21H194ZM197 20H199V21H197ZM208 20H209V21H208ZM215 20H216V21L218 20L217 22L220 23L221 25H220V26H219V24L217 25V23L215 22ZM248 20H249V21H248ZM6 21H7V22H6ZM99 21L102 22L103 20L100 19ZM255 21H256V22H255ZM261 21H262V23H261V24H260V23L258 24V22H261ZM212 22H213L215 25H213ZM248 22H249V23H248ZM9 23H10V24H9ZM11 23H12V24H11ZM205 23H206V24H205ZM256 23H257V24H256ZM191 24H194L195 27H194L193 25H191ZM198 24H199V25H198ZM209 24H212L213 26H212V25H209ZM2 25H0V27H3ZM9 25H10V26H9ZM201 25H202V26H201ZM204 25H206V27H205ZM253 25H255L254 28L252 27ZM257 25H258V27H256ZM97 26H98V28H101V29L104 28L101 24H100V27H99L98 22H97ZM101 26H102V27H101ZM217 26H219L220 28H218ZM248 26H249V27H248ZM18 28L21 29V27H18ZM163 28H164V27H163ZM163 28H162V31H163V30H166V31L163 32L164 34H165V32H168V33H169V31H171V30H167V29H163ZM187 28H188V26H187ZM196 28H197V29H196ZM223 28H224V29H223ZM220 29H223L224 31H223V30L220 31ZM0 30H2V29L0 28ZM151 30H152V29H151ZM151 30H150V31H151ZM191 30H192V31H191ZM199 30H201V31H199ZM205 30L208 31V34H207V31H205ZM213 30H214V31H213ZM218 30H219V31H218ZM225 30H226V31H225ZM227 30H228L229 32H230V31H231V32L229 33ZM2 31L6 32L5 30H2ZM2 31H1V32H2ZM210 31H211V32H210ZM4 32H3V33H4ZM8 32H9V30H8ZM200 32H201V33H200ZM244 32H243V33H244ZM3 33H2V34H3ZM10 33H7V32H6L5 34H8V36H5V34H3L2 36H4L6 39H7V37L10 38V35H11ZM153 33H154V31H153ZM153 33L151 32V34H153ZM168 33H167V35L165 34V35L168 36V37H171V36L174 34V33L170 32V33H171V36H170ZM227 33H228V34H227ZM243 33H242V34H243ZM80 34H81V33H78V35H76L75 37L77 38ZM155 34H156V35H155ZM155 34H153L152 36H153V37H154V35H155V37H158V36H159V38H156V40L159 39L160 42H159V40H158V42H159L160 44H159L156 40H154L153 37L150 35V39L148 38L149 40L147 39V40L145 41V45H146L145 47H147L146 49L148 50V51H146L145 48H144V49L140 48L137 44H134V43H133V42H134L133 40H131V41H132V42H131L132 45H128V44H130V41L124 43L125 45L128 43L127 46H129V48H128L127 46L125 47V45H123V46L125 47V50H124V47L122 46V47H123L122 51H123V50L126 51L125 54H123L124 52L121 51V48H122V47H121V48L119 47L120 49L116 47V45L119 46L120 44H122V43L119 44V42L117 41V40L120 41L121 39H120V38H119V39L117 38V39L115 40V43H117V44L115 45V48H116V49H119V50H118V54L116 53L117 55H115V56L117 57V58H116L117 60H116V64H111L110 66H112V65L114 66V65H115L114 67L117 66V69L115 68V70H118V66H119V64H120V66H121V64H122V58H121V55L123 54V55H122V57H123V61H125V63H126V65H124V70L127 69L125 72L129 71V67H130V66H128L129 64L131 65V68H130V71L127 72V73H129V75H130V73L133 71V76L131 75L130 77H127L128 79H129V78L131 79L130 81H132V79H134L133 81H134L135 83H138V82H137L138 79H136V77L138 76V71H139V70H131V69H134V68H132V67L135 66V64L138 63V64H137V67H139V65H140V66L142 65L141 68L139 67V69L142 71V73H141V71H139V76H140L139 83H140V80H142V79L144 78V79H143V82H144V83L141 81V83H143V85L145 84L144 86H147V85L149 86V84H150V86H151V85L153 86L154 84L157 83L156 85L153 86V87H156V86L162 85L161 82H164V83H163L164 87H165V86L167 87L168 84H170V83H172V81H174V82H177V83L179 84V86H182L183 88H184V87H186V88L188 87L190 90H189V89H186V88L183 89V90L186 89L185 92L188 90V94L191 93L193 90L197 91L196 89H199V90H198L199 92L197 91L199 94H196L197 92L194 91V94H195V95H194L193 93H192L191 95H190V94L188 95L187 92H186V94L188 95L187 98H190V97L193 96V95H194L193 97H195V96H197V95H201V94H203V93L205 94V92H207V93H206L207 95H203V96H204L203 99H202V95L199 96V97L197 96L199 99H200V97H201V99H200V102H201V103L204 104V102H206V103H205L206 105H205V104H204V105L202 104L203 106H207V108H206V107H203V109H204L203 111H204V112L207 110V112H205V113L203 112V114H207L209 111H211V109H212L211 107L214 108V107L217 105V102H218V101H217V100H218L217 96L219 95V93H220V94L222 93V95H219V96H221L219 99H222V98H223V99L225 100V98H226L227 96H229V90L227 89V91H225V92H228V95H227V93L224 92V90H226V88H223V87H226V86L228 87V79L226 78L225 74H224V76H221L222 74H219V73H218V74L216 73V74L211 75L210 73L205 72V71L203 70V68L201 67L200 63H199L198 61L196 62L195 59H197V58H194V59L192 58V59H190V61L187 62V65L184 64V60H183V59H182V62H181V60H180L181 58H180L179 60H180V64H181V65H180V64H177L179 67H182V70H181V68H180V72L178 71L179 74H180L179 76H178V73L176 72L178 68L173 67V66H169V65L167 66V68H168L169 70L171 69V70H170L171 72L169 71L170 74H169L168 72H165V70H168V69H166V68H165L166 65H164V64L162 65V63H165V61H166V57H164L165 54H166V52H167L166 47H165V49H164V46H166V45L164 44V43H165V42H164V39H165L166 37L164 38V34H162V39H161V35H160L158 32L156 33V31H155ZM204 34H205L206 36L211 35L212 38L209 37V36H208V38H207ZM212 34L215 35V37H214ZM229 34H230V36H229ZM82 35H84V34L82 33V34L79 36L80 39H84V38L86 37L85 35H84V37H83ZM218 35H219V36H218ZM232 35H233V36H232ZM81 36H82V37H81ZM231 36H232V37H231ZM237 36H238V35H237ZM79 37H78V38H79ZM155 37H154V38H155ZM174 37H177V34H176ZM174 37L172 36V38H174ZM200 37H201V36H200ZM213 37H214L215 39H214ZM218 37H220V38H218ZM78 38H77L76 40H78ZM86 38H87V37H86ZM86 38H85V40H86ZM151 38H152L154 41H156V42H153V41H152L153 47H154V48L156 47V48H155L156 50H155L154 48H153L154 50L151 48V47H152V44H151ZM163 38H164V39H163ZM217 38H218V41H216ZM234 38H235V39H234ZM10 39H11V38H10ZM12 39H13V38H12ZM12 39H11V40H12ZM87 39H88V38H87ZM207 39H208V40H207ZM209 39H210V40H209ZM211 39H212L214 42H213ZM238 39H239V40H238ZM11 40H10V41H11ZM85 40H82V41H83V42L89 41V40H86V41H85ZM219 40H220V41H219ZM15 41H16V40H15ZM116 41H117V42H116ZM121 41H123V40H121ZM121 41H120V42H121ZM161 41H162L163 44H164L163 47H159V46L161 45V43H162ZM76 42H78V47H79V46H80L81 48L83 47V49H87V51H90V50H91V47H90V46L93 44L92 41H91L92 44H91L90 41H89V42H86V44H87L88 46L85 45V47H84V43L81 42V40H80V43H79V40L76 41ZM123 42H124V41H123ZM215 42H216V43H215ZM232 42H233V43H232ZM146 43H147V44H146ZM149 43H150L151 45H150ZM212 43H213V44H212ZM214 43H215V44H214ZM223 43H224V44H223ZM230 43H231V44H230ZM82 44H83V45H82ZM225 44H226V45H225ZM229 44H230V45H229ZM233 44H234V45H233ZM155 45H157V46H155ZM158 45H159V46H158ZM216 45H217V47L222 46V47H220V48H223V49L216 48V47H215ZM232 45H233V46H232ZM149 46H150V47H149ZM224 46H225V47H224ZM230 46H231V47H230ZM148 47H149V48H148ZM157 47H158V49H157ZM211 47H212V48H211ZM214 47H215V48H214ZM89 48H90V50H89ZM126 48L129 50V52H130L129 54H130V55H132V52H133V55H134V56H133V59L128 58V56H127L128 50H126ZM159 48H160V49H159ZM161 48H163V49H161ZM150 49H152L153 52H155V51L158 50V51H157L158 53L156 52V53H153V54H152V53H151L152 51L149 52ZM214 49H215V50H216V49L218 50V52L216 51L217 54H216L215 52H213ZM235 49H236V50H235ZM130 50H131V51H130ZM132 50H134L135 52L132 51ZM159 50H160V51L163 50V51H162L163 54H162ZM225 50H226L227 53H228L227 55H226V51H225ZM231 50H232V52H229V51H231ZM108 51H109V50H108ZM119 51H121L122 53L120 52V53H121V54H120ZM223 51H224V54H222ZM212 52H213V53H212ZM7 53H8V52L4 53L3 55H5V54H7ZM9 53H10V52H9ZM9 53H8V54H9ZM139 53L141 54L142 57H141V56H137ZM159 53H160L161 55H163V57H164L165 59H164L161 55H159ZM214 53H215V54H214ZM218 53H219V54H218ZM220 53H221V55H225V56H221ZM229 53H230V54H229ZM8 54L5 55V56H6V57L8 56V57H11V58H12V54L10 53V54H11L10 56H9ZM129 54H128V55H129ZM140 54H139V55H140ZM157 54H158V55H157ZM231 54H232V55H231ZM29 55H30V54H29ZM118 55H120V57H118ZM124 55H126V56H124ZM130 55H129V57H130ZM135 55H136L137 58H135ZM153 55H155L156 58H155V56H153ZM219 55H220V56H219ZM158 56H161V57H159L160 59L162 58V63H161V65L164 66L163 69H162V67H160L161 65L159 64L161 61H160L159 63L157 62V61L159 60V59H158ZM24 57L26 58V55H25ZM31 57H32V56H31ZM31 57L29 56V58H31ZM143 57H144V58H143ZM217 57H218V58H217ZM11 58H9V59H11ZM18 58H19V57H18ZM25 58H21V60H22V59H25ZM127 58H128V59H127ZM147 58H149V59H147ZM27 59H28V57L25 59V63L23 62L24 60H22V62H21V61H19V62H20L21 64H23V65H25V64L28 63V64H27L28 66H29V63H30V69H31V70L34 69V71L37 69V68L35 69L36 66L41 65V64H39V61H37V60H36V63H37V62H38V63L36 64L35 61H34V58H33V57H32L33 60L31 59L32 62L30 61V59H28V61H27ZM35 59H36V58H35ZM120 59H121V61H118V60H120ZM124 59H127V60H130V59H131V60H135V61H137V62L135 63V61H133V62L130 61V63H128V65H127V61L124 60ZM146 59H147V60H146ZM155 59H158V60L155 61ZM163 59H164V60H163ZM224 59H225V58H224ZM226 59H225V60H226ZM237 59H238V60H237ZM144 60H145V61H144ZM148 60H149V63H153V64H152L153 66H150L151 64H149V63H148V64H149L150 67L148 66V64L146 65V63L148 62ZM218 60H219V61H218ZM26 61H27V63H26ZM29 61H30V62H29ZM33 61H34V62H33ZM78 61H79V62H78ZM84 61H86L87 63L90 62L89 60H84ZM140 61H144V62L141 63ZM146 61H147V62H146ZM151 61H152V62H151ZM191 61H192L193 64L191 63ZM77 62H78L77 65L79 64V68H77L76 61H75V63H73V64L70 63V64H72V66H71V65L66 66V67H68V68H69L70 66L72 67V68H69V70H70V69H73V67L76 66V68L73 69L75 72H73V70L68 71V69L66 68L67 71H68V73H69L70 75H71L72 73H74L73 75H75V73L77 74V71H78V69H79L78 72H79V73H82V74H85V76H86V78H87L88 75L86 74V72L89 71V72H88V74H89V73L92 71V72H94V73L91 72V74H93V76H94V75L97 73V71L95 72V70H98L96 67H98L99 70H100V66H101V65H97V66H95V68H96V69H95V68H93V67H90L88 64H86V62L83 63V62L80 61V60H77ZM81 62H82L83 64H81ZM118 62H119V64H118ZM139 62H140V64H139ZM145 62H146V63H145ZM166 62H167V61H166ZM234 62H235V63H234ZM239 62H240V64H238ZM33 63H34V64H33ZM40 63H41V62H40ZM125 63L123 62V64H125ZM131 63H132V64L134 63V65H132ZM143 63H144V66H145L144 70H146V71L142 70V68L144 67V66H143ZM154 63H155V64H154ZM177 63H178V62H177ZM189 63H190V64H189ZM80 64H81L82 66L86 64L87 67L89 66V67H88L89 69H87V67H85L86 65L83 66V67H84V69H83L82 66H80ZM117 64H118V65H117ZM165 64H166V63H165ZM167 64H168V63H167ZM174 64H176V63H174ZM222 64H223V63H222ZM237 64L240 65V66H238ZM32 65H33V68L31 67ZM189 65H190V66H189ZM232 65H230V66H232ZM102 66L105 67L106 65H102ZM102 66H101V67H102ZM120 66H119V67H120ZM125 66H126V69H125ZM127 66H128V67H127ZM146 66H147V68H146ZM154 66H156V67H154ZM80 67H81L82 69H81ZM103 67H102V68H103ZM114 67H113V68H114ZM137 67H135V69H138ZM152 67H153L154 70H151ZM171 67H172V68H171ZM189 67H192V68H189ZM198 67L200 68V70H199ZM85 68H86L88 71H86ZM91 68H93L94 70H91ZM148 68H150V69H148ZM173 68H174V70H172ZM175 68H176V71H175ZM30 69H29V70H30ZM80 69H81V70H80ZM121 69H123V67H121ZM121 69H119V73H118V71H117L118 74H117V73L114 74L113 72H116V71L113 70L112 68L109 69L110 73H111V74L113 73L114 78H115V76L117 77V80H118L119 78H121V79H122L121 81L113 80V75H112L111 77H110V76H107V72L109 73V71L104 72V74L106 75V78L109 77L110 80H108L109 78H107V79H105V80H106V83H104V81H105V80H104L105 75L103 74V75H104V78L102 77V79H103V80H102V81H103V86H104L103 88L105 89V88H107L109 85H110V86H109V88L105 89V90H108V91H105V90L103 91L104 94L102 93V95L99 94V93L102 92V91H101V90H100V91L98 90L97 95L99 94L98 96H99V97L101 96V97H100L101 100H99V101H102V100H103V99H102L103 97L105 98V96H107L108 93H111L110 91H112L113 89H115L114 87L117 88L118 85L124 86L123 84H124V82L126 81L125 77H126V76H129V75H126V73H124V70H123V72H122ZM147 69L149 70L150 73L152 72V74H155V73H156L155 76H156L157 78L155 77V78H156L155 80H154V79L150 80V78H152V77L154 78V75L152 76V74H150V75H151V76H150V75L146 74V72L149 73ZM155 69H157V70L155 71ZM196 69H198V70H196ZM239 69H240V70H239ZM37 70H38V69H37ZM82 70H83V71L85 70L86 72H85V71L83 72ZM107 70H108V69H107ZM111 70H112V72H111ZM150 70H151V71H150ZM158 70H162V71H161V72H160V71L158 72ZM178 70H179V69H178ZM189 70H191V72H190ZM194 70H196V71L194 72ZM34 71L32 70V74L35 75V73H36V76H37V74L39 73L40 70H38V73H37L36 71H35V73H33ZM81 71H82V72H81ZM134 71H135L136 73H135ZM154 71H155V73H154ZM172 71H174L175 73L172 72ZM202 71H204L207 75H206L204 72H203V73H204V74H203ZM120 72H121V73H120ZM157 72L160 73V75H159V74L157 75ZM162 72H164V73H162ZM183 72H184V74H183ZM189 72H190L191 76H195V79H194L195 82H194V80H191L192 77L189 75ZM193 72H194V73H193ZM196 72H197V73H196ZM198 72H201L202 75H204V76L206 75V76H207V80L209 79L210 82H209V81H206V79H205L206 77H202V75H201L200 73H198ZM30 73H31V72H30ZM79 73H78V74H79ZM110 73H109L108 75H110ZM122 73H124V74L122 75ZM140 73H141V74H140ZM144 73H145V74H144ZM165 73H166V74H169V75H171V76L166 75ZM173 73H174V74H173ZM181 73H182V75H181ZM78 74L76 75V77L78 76V77L76 78V79H77V80H76L77 83H79V82L81 81V80H80V81L78 82V80H79L78 78H80V77H81V79H83L81 82H85V81H86L85 76L83 75V76H84V78H83V76H81L82 74H80V75H78ZM142 74H144V75H142ZM164 74H165V75H164ZM192 74H193V75H192ZM199 74H200V76H199ZM89 75H90V74H89ZM119 75H121V76H119ZM125 75H126V76H125ZM135 75H137V76L135 77ZM146 75H148L149 77L146 76ZM163 75H164V76H163ZM209 75H210V76H209ZM218 75L221 76L220 80L223 79L222 81L219 80V76H218ZM79 76H80V77H79ZM91 76H92V75H90L89 77L93 79L94 77H91ZM139 76H138V78H139ZM143 76L148 77L149 79H148V78H145V77H143ZM162 76H163L164 78H163ZM174 76H175V77H174ZM181 76H183V77L185 76V77H184V78H185V79H184L185 81H183V79H182L183 77H181ZM189 76H190L191 78H190ZM196 76H198L199 78L196 79ZM212 76H213V78L216 77V79L219 80L218 82L220 83L221 87L223 88V89H219V93L216 92L215 90H218L217 87H220V85L217 86L219 83H216L217 80L212 79ZM217 76H218V77H217ZM249 76H252L253 80H255L256 82L260 83L261 86L264 85V68H262V69H256V70L250 71V72H249ZM50 77H52L53 80H52ZM74 77H75V76H74ZM122 77H124V79H123ZM160 77H161V80H160L161 82L159 81ZM169 77H171V79H170ZM176 77H177V78H176ZM179 77L182 79L183 82L181 81V79H180ZM48 78H49L48 81L46 80V82H47V86L45 87L46 89H47V87H48V82H50L49 80L51 79V81H53V82H52V85H50V83H49L50 88H52V89L49 88L50 91L47 92L48 94H49V92H50V95L53 94V96H54V93H53V92H55V95H56V94H58L59 92L63 93V91H65V92L70 93V95H74V93H75V88H74V87H72V86L70 87V86H66V85L63 86V81L65 82V81L67 80L66 77H63L65 80H64L63 78H61V79H58V81L54 79V76H53V75H50ZM111 78H112L113 81L111 80ZM167 78H168V79H167ZM175 78H176V79H175ZM187 78H188V79H187ZM193 78H194V77H193ZM56 79H57V78H56ZM84 79H85V80H84ZM87 79L89 80V78H87ZM115 79H116V78H115ZM128 79H127L126 82H129ZM135 79H136V81H135ZM145 79H146V82H147V80H150L151 83H150L149 81L146 83V82H145ZM157 79H158V80H157ZM169 79H170V81H171V80H172V81L169 82ZM178 79H179V81H181V82H179ZM54 80H55V81H54ZM62 80H63V81H62ZM90 80H91V79H90ZM119 80H120V79H119ZM124 80H125V81H124ZM186 80H187V81H186ZM202 80H205V81H206L205 84H203L204 82H203ZM212 80H214V81H212ZM59 81H60V82L62 81L61 83H62V86H63V87L60 86L61 84L59 85V83H60ZM108 81H109V82H108ZM111 81H112V83L115 82V83H114L115 85H116V84H118V85L115 86L114 84H109ZM154 81H155V82H154ZM215 81H216V82H215ZM46 82H43V83H41V84H43V86H44V84H45ZM58 82H59V83H58ZM107 82H108V83H107ZM116 82H117V83H116ZM119 82H122V83L119 84ZM126 82H125V83H126ZM134 82H133V83H134ZM152 82H153V83H152ZM158 82H160V83H158ZM167 82H168V84H167ZM184 82H188V86H187V83H186V85H185ZM192 82H193V83H192ZM196 82H197V83H196ZM199 82H201V83L198 84ZM208 82H209L210 84H209ZM213 82H214V83H213ZM222 82H223V86H222V84H221ZM94 83H95V82H94ZM94 83H93V84H94ZM148 83H149V84H148ZM180 83H183L184 85H183V84L180 85ZM189 83H190V84H189ZM194 83H196V84L193 85ZM207 83H208L209 87H208V85L205 86ZM215 83H216V86H217V87L214 86ZM53 84H54V85H53ZM56 84H57L58 86H55ZM64 84H65V83H64ZM106 84H107V87H106ZM108 84H109V85H108ZM130 84H132V83H131V82L128 83V84L126 83V86H129ZM146 84H147V85H146ZM166 84H167V85H166ZM201 84H203V85L201 86ZM45 85H46V84H45ZM112 85L114 86L113 88H111ZM163 85L160 86V87H163ZM189 85H190L191 87H193V88H194V87H196V88H195V89L190 88ZM192 85H193V86H192ZM211 85H212V86H211ZM251 85H252V83H247L246 86H244V87H245V88H248V87L250 88ZM126 86H124V87H126ZM203 86L206 87L207 89H206V88H203ZM213 86H214V87H213ZM53 87H55V88H54V91H53ZM59 87H61L60 91H59ZM64 87H65V89H64ZM66 87H67V89H66ZM69 87H70L71 89H69ZM164 87H163V88H164ZM197 87H198V88H197ZM200 87H202L203 89H201ZM221 87H220V88H221ZM57 88H58V89H57ZM72 88H74V89H72ZM103 88H101V89L103 90ZM209 88H210V89H209ZM212 88H214L213 91L211 90ZM215 88H216V89H215ZM55 89L58 91V93H57V91H55ZM109 89H110V90H109ZM111 89H112V90H111ZM192 89H193V90H192ZM67 90H68V91H67ZM70 90H71V91H70ZM72 90H73V91H72ZM221 90H223V92H222ZM51 91H52V93H51ZM69 91H70V92H69ZM200 91H201V94H200ZM202 91H204V92L202 93ZM214 91H215V95H216V93H217L218 95L215 96L214 93H212V94H210V95H211V97H210L209 92L211 93V92H214ZM239 91H241V90H239ZM107 92H108V93H107ZM112 92H113V91H112ZM185 92L182 91L181 93H182V94L184 93V94H183V95L181 94V96L178 94L180 97H182V100H181V98L178 97V96H177V97H178L180 100H177V97L174 96V98H175L174 101H176V102H175L176 105H178V106H181V105H182V106H183V105H187L186 102L189 101V99H187V101L184 99V98L186 97V96H184V95H185ZM263 92H264V88H263ZM61 93H59V94H61ZM105 93H107V94H105ZM176 95H177V94H176ZM208 95H209V96H208ZM212 95H213V96H212ZM262 95H263V98H264V93H263ZM102 96H103V97H102ZM183 96H184V97H183ZM189 96H190V97H189ZM206 96H207V97H210V99H211L212 97L215 96V97H216V99H214L215 104L212 102L213 105H211V104H210L211 102L209 101V98L206 99ZM223 96H224V97H223ZM225 96H226V97H225ZM233 96H234V98L237 97L236 95H233ZM215 97H214V98H215ZM100 98H99V99H100ZM195 98H196V97H195ZM198 98H197V99H198ZM204 98H205L206 100H205ZM223 99H222V100H223ZM237 99H238V97L235 98V100H237ZM239 99H241V98H239ZM183 100H184V102H183ZM201 100H203L204 102L201 101ZM207 100H208V101H207ZM212 100H213V98H212ZM212 100H211V101H212ZM99 101H98V104H97V103L95 104V105H98V106H95V105H94V109H93L94 112H96L95 110H97V109L99 110V108H100L99 105L102 104V102H99ZM216 101H217V102H216ZM220 101H221V100H220ZM220 101H219V103H220ZM208 102H210V103H209L210 105L208 104ZM240 102H241V101H240ZM260 102H262V101H260ZM184 103H185V104H184ZM187 103H189V102H187ZM207 104H208V105H207ZM64 106H67V104H63V105H61V107L59 108V110H58V108H56L57 112L59 111L60 116L63 115L62 117L65 118L64 114L67 115L66 113H69L67 110L70 109L69 111H71V112L69 113L70 116L68 115L69 118L71 117V114H72V115H74L73 118L76 117V118L78 119V120H77L78 122H75L76 119L74 120L72 117H71L70 119H69V118H66V120H68V122H69V120H70L69 123H71V120H72V119L74 120V121L72 120V123H79V121L83 120L85 117H86L85 119L88 118L87 120H89V115H90V112H89V111L84 110V111L86 112L84 115H82V114H80V113H78V115H77V114H74V113H77V111L75 112V107H74V109L72 108V109L74 110V112H72L71 108H68V107H72L71 105H70V106L68 105L67 108L64 107ZM208 106H209V108H211V109H209ZM34 107H35V106H34ZM58 107H59V106H58ZM62 107H63V108H62ZM95 107H96V108L99 107V108L96 109ZM140 108H141V107H140ZM140 108H138V109H140ZM62 109H63V111H64V109H65L64 113H63V112H60V111H62ZM208 109H209V111H208ZM236 109H240V108H239V107H236ZM53 110H54V111H53ZM53 110H52V113H51L52 115L49 114V117H48V116H46V117L43 116L44 119H45L46 121H45L43 118H38V119H40V120L43 119V120H42V123H41V122L39 123L40 120L37 121V122L39 123V125H41L40 128L43 129L42 126L45 125V124H43L44 121H45V122H48L49 124H52L53 126H52V125H46V126H44V127H47V126H48V127H51V126H52V128H46V130H45V128H44V130H45V134H46L47 131H48L47 134H49V133L53 134V135H54L53 138L56 139L55 141H57V140H59V139L62 138V139L65 141V143H68V145L65 144V145H66V148H65V149H67V147H69V146H70V147H71V146L74 147V146L76 145V143L73 144V141H72L71 139H69V138H67V137L61 135V131L63 130L62 128H59V129H61V131L58 130V131H60V132H58V133H60V134H57V131H56V130L54 131L55 128L58 129L59 126L62 127V125H61V122H62V121L59 119V118L62 119V117L58 116L59 114H57V113L55 112V109H53ZM98 110H97V111H98ZM140 110H142V109H140ZM66 111H67V112H66ZM53 113H54V114L56 113L55 115H57L58 120H56V119H57L56 117H55L56 119L54 118ZM147 113H150V112L147 111V112L145 113V115H146ZM226 113H228V112L226 111ZM61 114H62V115H61ZM79 114H80V116H79ZM238 114L241 115V113H239V112L237 111V114H235V117H234V114L232 113L231 115L233 116V119H231L232 116H231L230 114H229V115H230L231 118L229 117V115H228V117L231 119V121L234 120V123L242 122L243 119H244L243 116H242L243 114L241 115L242 117H239V121H238L237 118H238V116H240V115H238ZM38 115H39V114L36 113L35 117L38 116ZM50 115H51V116H50ZM81 115H82L83 117H81ZM85 115H86V116H85ZM91 115H94V114L91 113ZM148 115L150 116V114H148ZM175 115H176V114H175ZM68 116H67V117H68ZM77 116H78L79 118H78ZM149 116H148V118H147V121H146V117H147V116H142L141 118H138V119H140L141 121H143L144 123H142L141 121L138 123L139 120L137 119V123H138V124L135 122L137 125H135V123H134V126L131 127V129H132L133 131L135 130V131L133 132L132 139H134V141H136V138H139V136L141 135V134H139V136H137V135H138V132H136L137 129H138V131L141 132V133L144 132L145 135H144V133H143L142 136H140L142 139H140V140L138 139V140L136 141V144H137L138 146H142L143 144L145 145V143H146V144H149L148 146L150 147V145L153 146V145L156 144L155 147L153 146L154 148L151 147V148H153L152 151L155 150V151L153 152L154 157H156L157 154H160V157H163V156H164V157L166 158V156H167V159H169V157H170L171 159H172V157H174V158H176V161H175V162H174V160H175L174 158H173L172 160H171V159H170V160H171L172 162H174V164H176L177 161H178L179 163L177 164V166H174V164H173V169L176 171L175 175H174V173L172 174V181H173V182H171V179H170L171 176L168 177L169 180H167L168 178H166V181H165V180H162L161 182H159L160 184L162 183L164 186H166V185H167L166 182L168 181L167 183H168V187H169V189H168L167 187H165V189H163V188H164V186H163V187H161V188H162V191H161V188L158 189V187H160V186H159L158 184L155 185V189L157 188L156 191L159 193V194H158L159 196H160V193L162 192V194H163V195H161L162 198H161V196L159 197L158 195H157V196L154 195V197H156V198L154 199V197H153V195H152V193H154V192H155L154 194H156V191L153 190L154 188H151L150 186H143L144 184L142 185L141 183L138 184V186H139V185L142 186L141 189H142V193H143V194H144V191L147 192V191H149L150 189H152V190H150V192H152V193H151L152 196L150 195V197H149V193H150V192H147V193L145 192V195H146L145 199H147L146 201L151 200V197H152L153 200H156V199L158 200V198H159V199H164V200H166V198H167V200H169L170 196H171V197L174 196V194H175L176 192L180 194V192H178L179 190L182 191V192H184V191H185L184 188H186V184H188V185L190 186L191 183H192V185L194 186V188H193L192 186H190V187L193 188V189H195L196 191H194L193 189H191L188 185H187L186 190H187V189H190V191H194V193L192 192L194 195H196V196H198V197L201 196V199L204 200V201H206V200L208 201V200H209L208 202H207V201H206V202H207L208 204L211 205V208H210L211 211L209 212L210 214H207V216H208V221H209V218H210V220L212 219V221H210L209 226H208V229H206V227H205L206 232H207V230L210 231V228H209V227H211V225L213 224L212 222H217V221L219 220V217H220V216H221L220 219L224 216V218H226V220H228V223L234 221L233 223H231V224H232V227H233L235 224H236L235 226H237V227L234 226L235 228H231V226H230L229 228H230V230H232V229L237 230V231L239 232V234L237 233V231H232V232H233V237H235V238H233V242H235V244H237V245H238L237 242H239V243L242 242L243 244L246 243V242L249 243V244L252 243V244L254 245L253 247H255V251H254V248H253V247L250 248V250H249V248L246 247L247 250H249V252H250L251 249H252V250H253V251H251L252 253H248V251L244 250V248H242V247H240V250H243L245 253L247 252L246 254H249L250 256H249V255H248V256L251 257V259L254 258V261L257 262V260H258V261H259L258 264H264V262H263V259H264V258H263V257H264V254H263V253H264V223L261 225V227H260V226H258V228L256 227V229H255V228H252V227H246V226L244 225V224L247 223V222L245 223V219H246V217H245V215H244V213H243V210H244V206H243V205L246 204V199L249 198L248 196H249L250 193H251V192H248V194L246 195V194H244V192L246 191L245 193H247V191H248L249 189L254 190V191L256 192V185L258 186L257 188H259V189L261 188V190H264V180H262V178L264 179V160H263V156H262V155H264V151H263L264 148H263V149H261V148L258 149V148H256V147H255V148L253 147V150L251 149V150H246V151H244V149L242 148L243 146H241V145H243V144H241V143H243L244 141H243V139L241 138V141H239V140H238V142H237V140L234 141V143H239V142H240V146H238L239 148L235 147V146H237V144H234V145H233V148H232L233 151L231 152V153H235V152H237V153H238V156L235 155V154H237V153H235V154H231V156L229 157V160H228V158L226 159V157L223 158V157H224L223 155H222V156H220V155L218 156V154H219V153H218V152H219L218 149H220V152H223V153H225V152L227 151L228 148L230 149V147L227 145V142L225 141V140L228 141V139H226V133H227V130H225L224 128H222V127L219 126V127H220L219 129L222 128L221 130H219V131H220V133H219L218 130H217V129H218V125H213V124H210V123H208V124L205 123L206 126H205V125H204V126H205L206 128H205V127H204V128L201 127V129H200V128H196V129H195V128L193 127V125H191V124H189L188 122H186V121H185L180 115H176L175 118H174V116L171 117V121L168 120L170 117H167V119H165V123L167 122L165 126L168 127V125H171V124L173 123V124L171 125V132H169V133L166 132V133H165V130H164V129H166V131H170V130H169L167 127H166V128L161 127V126H163V125L165 124V123H163V120H164V119H161V118H160V119H161V123H162L163 125H161V123L159 124L160 119H157V122L155 121L156 119H155V120L153 119V121H154V123H156V125H158V124L160 125V126L158 125V126H159V127H158V126H156L153 122H151L152 119H150ZM178 116H179V118H178ZM47 117H48V118H47ZM51 117H52L53 119H52ZM144 117H145V119H144ZM176 117H177V118H176ZM180 117H181V118H180ZM172 118H174V119H172ZM229 118H227V117L224 116L225 123H224V122L222 123L223 126H224L227 122H230V119H229ZM47 119H48V120H47ZM49 119H50V120H49ZM51 119H52V121H51ZM54 119H55L56 123L54 122ZM80 119H81V120H80ZM148 119H150V121H149ZM175 119H176L177 122L175 121ZM181 119H183V120H182V125H184V124L186 123L187 125L185 124V126H189V127H187L188 129H187V128H184V129H186V133L191 134L192 136L195 135L196 139H200V141H203L204 137L206 136V140H204L205 143H203L205 146L202 144L200 147H198V148H199V149H198L197 146H199V144H193V143H195V141H197V140H195L194 138H192V136H190V135H188V134L186 135V133H184L185 130L182 129L183 127H182V125H181ZM226 119H227V120H226ZM241 119H242V120H241ZM173 120H174V121H173ZM228 120H229V121H228ZM59 121H60V122H59ZM145 121H146V122H145ZM148 121H149V122H148ZM168 121H170L171 123L168 122ZM172 121H173V122H172ZM184 121H185V122H184ZM235 121H237V122H235ZM37 122H36V123H37ZM57 122H59L60 124H58ZM175 122H176V125L178 124V122H180L178 125H181V127H178V128H177L178 131H177L176 128H175V127H177L176 125H174ZM243 122H244V121H243ZM18 123H20V122H18ZM18 123L16 122L15 124H16V125H19L20 127H21V125H22L23 128H24L23 131H24L26 128H32V127H33V131H34V130H35L34 127L37 126V128H38V126H39L38 123H37V125H34L35 123H34V124H33V123L30 124V122H28V123L30 124V125H29V124H28V125H29V126L32 125V126H31V127H29V126H26V127H25V125H27V124H24V125H23L24 122H21L20 124H18ZM25 123H27V122H25ZM53 123H55V125H57V126H55ZM141 123H142V124H141ZM46 124H47V123H46ZM139 124H141V125H139ZM145 124H146V125H145ZM150 124H151V125H155L156 127H155V126H151ZM167 124H168V125H167ZM239 124H240V123H239ZM16 125H15V127H19V126H16ZM33 125H34V126H33ZM58 125H59V126H58ZM143 125H144V126H143ZM215 126H216V127H215ZM20 127L18 128V130L20 129V131H17V132H19V133H13V134H12V133L9 132L8 134H9V135L11 134L10 136L5 135L6 137H5V136L3 137L4 140L6 139V141L8 140L7 138L10 137V140L13 139V141L10 142V140H9V141H7V142H10V143L13 142V143H15V144H13V143L10 144V143H9L10 146L12 145V147H10L9 144H8L6 141H4V142L7 143L8 146H7V145H6V146H7V148H8L9 150H7V149L5 150V149H4V150L0 153V162H2V161L4 160L3 163H4V165H6L7 167H9V168H11V166H12V167H16V164H17V163H16L15 161H17L19 165H22L21 167H20L19 165L17 166V167H20L19 172L21 171V173H22V174H20V173L18 172V168H17V172L19 173V174L17 173L18 175L16 174L17 177H19L20 175H21V176L23 175V173H24V172L26 171V169H27V168H25V167H28V169H29L28 172H29V173H30L31 171H33L32 167L35 169V171H36L38 168H42V166L44 167V164H45V163L43 164L42 162H43V161L46 162V159H48L47 157H49V156H47L46 154H44V153H45L44 151H43L44 153H43V155H42V156L46 155V157L44 156V157H45L44 160L41 158V155H40V154H42L41 151H40L41 153H40L39 155H37L39 152H38L37 154H33L34 156L37 155L36 158H35L33 155L29 154V153H30L31 149L33 150L34 147L37 146L40 142H42V143H40L41 145L39 144L40 146H43V145L48 144V143H51V142H48V143H47L46 141H47V140L50 141L49 138L52 137V136L49 134V136H48L49 138H46V140H45L44 142H43V141H40V142L38 143L37 141L35 142V139H36L37 136H33V137L31 136V135H36V134H34L35 132L33 133V131H30L31 129H28V130H29L28 133H33V134H27L29 137L26 135V137H28V140H26V141L31 142V141L33 140L34 142H31V144L29 143V145H28V143L25 141V142L27 143L26 146H25V143L23 144V142H24L23 140H25V139L21 140V138H20L19 135H20V132L25 133V134H26L27 132H23V131H21V130H22V127H21V128H20ZM54 127H55V128H54ZM135 127H136L137 129H136ZM143 127H144V128H143ZM146 127H147V128H146ZM152 127H153V128H154V127L157 128L159 131H158V130H154ZM173 127H174V130L178 132V134H176V132L172 129ZM208 127H209V128H210V127H213L212 129H213L214 131H213L211 128H210V129H211L212 131L209 130ZM40 128H38V129H40ZM53 128H54V129H53ZM141 128H142V131H141ZM150 128H152V129H150ZM160 128H161V129H160ZM169 128H170V126H169ZM179 128L181 129V131H180ZM192 128H193V129H192ZM202 128H203V130H202ZM47 129H50V130H47ZM51 129H52V130H51ZM144 129H145V131H147V132H145ZM147 129H148V130H147ZM167 129H168V130H167ZM190 129H191V130H190ZM204 129H205L206 131H207V129H208V131L206 132ZM223 129H224V130H223ZM26 130H27V129H26ZM26 130H25V131H26ZM28 130H27V131H28ZM163 130H164V131H163ZM189 130H190V131H193V132L191 133ZM195 130H196V131H195ZM197 130H199V132H198ZM201 130H202L203 132H202ZM216 130H217V131H216ZM51 131H53V132H51ZM162 131H163V132H162ZM172 131H173V133H174V132H175V133L172 134ZM182 131H183V134H185V136L182 134ZM11 132H12V131H11ZM93 132H94V131H92V133H93ZM157 132H158V133H157ZM161 132H162V133H161ZM179 132H180V133H179ZM201 132H202V134H201ZM205 132H206V134L204 135ZM210 132H211V133H210ZM212 132H213V134L216 133V135H217V132H218L220 136H221L222 133H223L224 136H223V135L221 136V137H223V139H222L219 135L217 136V138L219 137V138H218L219 140L221 139L220 143L217 141L218 139H216V135H212ZM55 133H56L57 136L55 135ZM94 133H95V132H94ZM146 133H147V134H146ZM151 133H154V134H152V136H151V135H150ZM156 133H157V134H156ZM170 133H171L173 136H170V135H169ZM14 134H15V136H17L18 134H19V135H18V137L12 138L11 136L14 137ZM175 134H176V135H175ZM179 134L181 135L182 138L179 137V136H180ZM21 135H23V134H21ZM90 135H93V134H90ZM135 135H136V137H135ZM143 135H144V137L146 136L147 138H143ZM148 135H149V136H148ZM178 135H179V136H178ZM24 136H25V135H23V136H21V137L26 138V137H24ZM59 136H60V137H59ZM150 136H151V137H150ZM177 136L179 137V139H178ZM186 136H187V138H185ZM200 136H202V137H200ZM30 137H31V138H30ZM149 137H150V140H149ZM152 137H153V138L155 137L156 140H155V139H152ZM159 137H160V139H159ZM188 137H191V138H190L191 141L189 140ZM18 138H19V139H18ZM33 138H34V139H33ZM53 138H52V139H53ZM57 138H58V139H57ZM201 138H202V139H201ZM208 138H209V139H208ZM224 138H225V139H224ZM14 139H16V141H19V140H20L19 143L17 142L19 145L16 143V141L14 142ZM31 139H32V140H31ZM52 139H51V141H52ZM143 139H146V140H143ZM151 139H152V141H151ZM157 139H158V140H157ZM182 139H183L184 142L181 141ZM186 139H187V140H186ZM207 139H208L209 142L212 140L214 143H213L212 141L209 143V142L207 141ZM69 140H70V141H69ZM142 140H143V141H142ZM148 140H149V141H148ZM153 140L155 141V142H154L155 144L152 145L151 143H153ZM162 140H164V141H162ZM166 140H167V141H166ZM179 140H180V142H178ZM193 140H194V141H193ZM215 140L217 141L216 143H215ZM55 141L53 140L52 142H55ZM68 141H69V142H68ZM138 141H140V143H141L142 145H141V144L139 145ZM144 141H145V142H144ZM147 141H148V142H147ZM186 141H187V142H186ZM192 141H193V142H192ZM206 141H207V142H206ZM223 141H224V143H223ZM229 141H231V140H229ZM4 142H2V144H4ZM160 142H162V143H160ZM164 142H166V144H165ZM170 142H171L172 144H171ZM191 142H192V143H191ZM6 143H5V144H6ZM32 143H33L34 147H32V146H33ZM34 143H35L36 145H35ZM37 143H38V144H37ZM43 143H45V144H43ZM69 143H70V145H69ZM176 143H177V144H176ZM186 143H187V144H186ZM207 143H208V146H207ZM211 143H213V144H211ZM225 143H226V146H225ZM16 144H17V145H16ZM188 144H189V145H188ZM210 144H211V145H210ZM214 144H215V145H214ZM223 144H224V145H223ZM13 145H15V147H14L15 149H11V148H13ZM20 145L22 146V148L25 146L23 150H21L22 148H20ZM31 145H32V146H31ZM195 145H196V146H195ZM213 145H214V146H213ZM263 145H264V144H263ZM6 146H5V147H6ZM17 146H19V147H17ZM29 146H31V149H29V153H28L27 148H28ZM45 146L48 147V145H45ZM156 146H158L159 148H161V147H162V148L159 150V148L156 147ZM165 146H166V147H165ZM167 146H168V149H169V150L167 149ZM182 146H183V147H182ZM190 146L192 147L191 149L189 148ZM194 146H195V147H194ZM206 146H207L208 148H209V146H210V148L208 149ZM9 147H10V148H9ZM47 147H46V148H47ZM170 147H171V148H170ZM177 147H178V148H177ZM184 147H185V148H184ZM187 147H188V148H187ZM212 147L215 148V151H217L218 154H216V152H215V155H213V152H212L211 150L214 151V149H213ZM227 147H228V148H227ZM234 147H235V149H234ZM18 148H19V150H18ZM71 148H72V147H71ZM155 148H156V149L158 148V150H156ZM196 148H197V149H196ZM201 148H203V151H202L203 153L201 152ZM204 148H205L207 151H206ZM225 148H226V149H225ZM68 149L71 150L70 148H68ZM185 149H186V150H185ZM195 149H196L197 151H195ZM216 149H217V150H216ZM224 149H225V150H224ZM10 150H11V151H10ZM12 150H15V151L17 150L18 152L20 151L21 154H22V152H23V155L17 154V153L15 152V155H17V156H13L14 151H12ZM25 150L27 151L26 154H24V151H25ZM172 150H173V152H172ZM199 150H200V151H199ZM238 150H241V151L238 152ZM256 150H257V151H256ZM4 151H7V152H4ZM8 151H9L12 155H9V156H8ZM21 151H22V152H21ZM34 151L37 152L36 150H34ZM34 151H33L32 153H34ZM163 151H164L165 153H164ZM175 151H176V152H175ZM179 151H180V152H179ZM185 151H186V152H185ZM198 151H199V152H198ZM210 151H211V152H210ZM3 152H4V154L6 155V157H9V158H10V156H11L10 159H11V160L13 159L14 161H13V160L11 161V160H9V159H8V160L10 161V163H8V162H9L8 160H7L8 162L5 161V158H6V157H2V156H3V154H2ZM192 152H193V153H192ZM204 152H205V153H204ZM207 152H208V153H211V154H208ZM241 152H243V153H241ZM244 152H245V153H244ZM254 152H255L256 154H255ZM129 153H130V152H126V153L123 154V156L125 155L124 157H130V154H129ZM156 153H157V154H156ZM179 153H180V154H179ZM246 153H248V154L246 155ZM257 153H258V154H257ZM1 154H2V156H1ZM28 154H29L30 156L34 157L35 159H37L38 156H40L39 158H41L40 160H41L42 162H41L40 160H35V159H33L32 157L28 156ZM126 154H127V155H126ZM164 154H166V155H164ZM167 154H168V155H167ZM198 154H199V155H198ZM205 154H207V155H205ZM240 154H241V156H243V157H241ZM26 155H27V156H26ZM67 155H68V153H66V156H67ZM202 155H203V156H202ZM208 155H209V158H207ZM210 155H212V156H210ZM216 155H217V156H216ZM233 155H234V156H237V157L240 156V157L234 159V158H233ZM251 155H252V156H251ZM91 156H92V155H91ZM131 156H132V154H131ZM168 156H169V157H168ZM171 156H172V157H171ZM205 156H206V158H204ZM214 156H215V157H214ZM247 156H248V157H247ZM19 157H20V158H19ZM22 157H25V158L21 159ZM27 157H28V158H27ZM29 157H30V160H31V161L29 160ZM67 157H68V156H67ZM67 157H66V159H68V161H66V162L69 164V165H67V167L69 168V170H67V169H66L67 167H65V166H66V162L64 163L65 165L62 163V162H63V158H62V160H61L62 162H60L61 165H62V168L65 169L66 171H70V170H71V172L74 171V172H76V173H78V174H79V172H80V174L82 173L83 175H82V174H81V175H80V174L78 175V174H76V173L73 174L74 172H73V173H71V172H64V173H67V174H66V176H63V175H65V174L63 173V171H61V170H62L61 168H60L61 170L59 169L58 171L61 172V173H63V174H61V173H59V172H58V174H57V173H56L57 170H55V173H54L55 175H54V177H56V179H60V180H61L62 178H65V179H62V180H61L62 182L64 181V182H63L64 184H63L62 182H60V180H59L60 184H61V185L63 184L62 186H64L65 183H66L67 180H68V182L66 183V186H68V184H70L69 186H70L71 188L68 187V189H70L72 192L69 193L68 191H70V190H67V189H66L67 192L64 193V194H62V196H61L60 191L58 192V189H60V188L56 187V185H54L55 187H54L53 189H50V188H52L53 186L47 187V188H49L48 190H45V189H47V188L41 187L43 192H42V191H39V192H41V193H43V194H39V193H38V194H34L35 197H36V195H37V197H38V198H36L35 200L32 199V200H34V203L38 205V202H39V201H42V202H44L45 204H47L46 201H47V200L50 201V199L52 198V201H50V202H48V203H50L49 205H51V206H50L51 208H53V209L55 208V211H56V213H57L56 215H57V216L60 215V217H59V216L57 217L58 222H55L56 224L53 223L54 220H53V222L51 221V219H50V221L48 220L49 218L46 217V216H48V215H42L43 217H41V218H44L45 221H48L50 224L52 223V225H56V226H59V227H60V228H58V227L55 226L56 229H57V228H58V229H61V227L66 226V229H65V227L62 228L63 231L57 229L58 232H59V231H60V232H63V233H60V232H59V233H60V234H63V235H61V236H63L64 239L66 238V237H65L66 235L69 237V236H72L73 234H76V236L78 235L77 238H79V237L81 238V239H80V241L82 240L81 242H84V241H85L84 244H85V245L88 244V245H86V246H89V247L83 246V247H85V248H80V247H78L79 245L75 246V247L77 248L78 251L81 250V249H82V250L85 249V250H83L84 252L82 251V252H83V255H84L85 252H86V253H89L90 250H92V249H94V251H96V252L93 251V252L89 253L88 256H86V253H85V255L83 256L82 253H81V251H80V253H81L80 256L76 254V256H78V257L81 258V263L79 262V264H82V262H83V264H84V263L86 264V262H91V261L94 260V259H96V260L93 261V264H94V263H95V264H101V263H102V261H101V260H102V257L104 258L103 262H106V263H107V261H109L107 264H126V263L136 264V263L138 262V260L140 259V256H141L142 253H141V250H140V249L137 250V246H136V245L133 246V242H134V241H132L133 238H130V237H132V236H130V235H131V234L133 235V232H134V231H132V229L135 230V231H137V229H138L137 224H138V223H139V224H144V223L147 221V222L150 223L149 225H147V227H148V228H149V227H152V228H151V231H150V228H149V229H148L147 227H146V228L148 229V231H150V234H151V232L155 234L156 231H155L154 228H155V227H158V226H157V225H158L157 222H159V219H160V221H162L161 218H164V221H165V219H166V222H167V221H168L167 216H163V217H159V218L153 216L154 218L157 219V221H156V219H154L152 216H148V215H146V214L144 215V217L147 218V219H145V218H143V215L141 214V215H139V216H141L142 218L140 219V217H139V218H138V221H137V218L134 217V218L136 219V222H137V223L135 222V219H133V224L135 223L136 226H134V225H133V226H128L127 224L125 225V224H123V223L121 224V222L123 221V216H121L122 213L119 214V212L117 213V211H116V212L112 211V206H113L112 203H113L114 201H112V198L110 197V195L107 196V197H105L106 199L103 198V197L106 196V195L104 194V192H102V195H101V191H102V190H98L99 188L96 187V182H97V180L95 181L94 179L98 178V180H99V178H101V175L103 174V173L100 172L101 170H102V172H103V169H101L102 167L98 168L99 171L97 170V172H95V173L91 176V178H90V174H88V172L83 171V169L81 170V168H79L80 166H77V165L75 164V166H76L77 168H76V169H72V168L74 167V166L72 167V165H71V164L73 163V161H71L72 158L69 159V158H67ZM92 157H93V156H92ZM164 157H163V158H164ZM182 157H183V158H182ZM187 157H189V158H187ZM210 157H211V159H210ZM221 157H222V158H221ZM2 158H3V159H2ZM26 158H27L30 162H26V160H24V159H26ZM96 158H97V157H96ZM96 158H95V160H97ZM156 158H159V156H157ZM177 158H178V160H177ZM203 158H204V159H203ZM214 158H215V159L218 158V160H217L218 162H217ZM241 158L244 159V160H243V161H244V163H243L244 165L241 164V163H242V161H240ZM253 158H254V159H253ZM1 159H2V160H1ZM20 159H21V160H24V161L21 162ZM89 159H90V161H91V160L93 161L94 157H93L92 159H91V157H90ZM182 159H184V160L187 159L185 162H187V161H189V162H188V163H185L184 160H182ZM188 159H189V160H188ZM190 159H193V160H190ZM205 159H206V161H205ZM209 159H210V160H209ZM213 159H214V161H213ZM220 159H221V160H224V162L221 161V163H219V162H220ZM237 159H238V161H237ZM239 159H240V160H239ZM28 160H27V161H28ZM34 160H35L36 162H33ZM179 160H180V161H183V162H184L185 164H187V165L189 164V166H190V167L188 166L189 169H187L188 167L183 169V167H184V163L182 162V163H183V164H182L183 166H181V164H180L181 162H180ZM226 160H227V161H226ZM262 160H263V161H262ZM69 161L72 162V163H69ZM92 161H91V162H92ZM171 161H170V163H172ZM207 161H208V162H207ZM210 161H211V162H210ZM225 161H226V162H225ZM229 161H230V162H229ZM255 161H256V162H255ZM260 161H261V162H260ZM24 162H26V163H24ZM31 162H33V164H32ZM47 162H48V161H47ZM47 162H46V164H47ZM227 162H229L230 164H234L233 162H235L236 165L238 164V167H236V168L233 169V168H231V166H230L229 163H227ZM240 162H241V163H240ZM257 162H258V165H256ZM6 163H7V164H6ZM13 163H14V164L16 163V164L14 165ZM20 163H21V164H20ZM22 163H24L25 167H24V165H23ZM27 163H28V164H27ZM29 163H30V164H29ZM37 163L39 164V166H38ZM40 163H41V164H40ZM48 163H49V162H48ZM112 163H113V162L111 161V164L109 163V166H108V168L110 169L109 174H110V176H111L112 178H113V176H115L114 179L116 178L115 180H118L119 178H117V176H116V174H115V172H117V171H115V169H114L113 171L111 170L112 168H115V167L112 165ZM191 163L195 164V166H193V164H191ZM197 163H198V166H197ZM199 163H200V166H202L201 168H200V166H199ZM211 163H213V164H211ZM222 163H223V164H222ZM225 163H226L228 166H227ZM1 164H2V163H1ZM35 164H36V166H38V167L35 168V167L33 166V165H35ZM190 164H191L193 167H195V168H191V165H190ZM252 164H253V165H252ZM254 164H255V165H254ZM2 165H3V164H2ZM26 165H28V166H26ZM216 165H217V166H218V165H220V166L222 165V167H221V168H218L219 166L217 167ZM240 165H241V166H240ZM242 165H243V166H242ZM0 166H1V165H0ZM45 166H46V165H45ZM69 166H70V167H69ZM178 166H181V167H178ZM196 166H197V167H196ZM210 166H211V169H210ZM214 166H215V167H214ZM30 167H31V169H30ZM46 167H47V166H46ZM49 167H51V166H48V169H49ZM53 167H54V166H53ZM81 167H82V166H81ZM176 167L178 168V170L180 169V171H177V168H176ZM185 167H186V166H185ZM213 167H214L215 169H214ZM223 167H224V168H223ZM254 167H256V169H255ZM22 168L24 169V170H23L24 172H22ZM74 168H75V167H74ZM204 168H206L208 171H211L210 173H212V168H213L214 173H213V174H210L209 172L204 171V170H206V169H204ZM242 168H243V169H242ZM251 168H252L253 170H252ZM28 169H27V170H28ZM51 169H52V172H54V170H53L52 167H51ZM78 169H80V170H78ZM100 169H101V170H100ZM181 169H183V170H181ZM191 169H194V170L196 169V170H195V172H194L193 170L191 171ZM224 169H225V170H224ZM226 169H230V170H226ZM254 169H255L256 171H255ZM14 170H15V168H14ZM76 170H77V171H76ZM189 170H190V171H189ZM199 170H201V171H199ZM35 171H33V173L31 172V174L34 175L35 173H37V171H36V172H35ZM175 171H174V172H175ZM183 171H184V172H183ZM186 171H187V172L189 171L190 173H189L188 175H186V174H185V173H187ZM196 171H197L198 173H197ZM231 171H232V172H231ZM254 171H255L256 173H259V176H257L258 179H257L256 177H255V178H256V179H255L254 176L252 175V173H253V174H256ZM26 172H27V171H26ZM34 172H35V173H34ZM49 172H50V173H47V174H51V175H53V173L51 172V170H50ZM99 172H100L101 174H100ZM113 172H114V174H113ZM177 172H178V173H177ZM181 172H183V173H181ZM203 172H204V173H203ZM230 172H231V174H230ZM233 172H234V173L237 172V173L234 174ZM239 172H240V173H239ZM248 172H249V173H248ZM251 172H252V173H251ZM69 173H70V174H69ZM85 173H86V174H85ZM97 173H98L99 175H98ZM104 173H105V172H104ZM136 173H137V171L133 173L135 177H136ZM193 173H194V174H193ZM201 173H202V174H201ZM205 173H207L208 175L210 174V176H208V175L205 174ZM241 173H243V174L240 175ZM250 173H251V174H250ZM24 174H25V173H24ZM27 174H28V173H26V176H27ZM56 174L58 175V177H59L60 175H62V176H60V177H62V178H60V177L57 178ZM95 174L98 175V176L95 177ZM133 174H132V176L129 175V178H130V176H131L130 179H129L128 176H127V178H125V181H123L124 183H123V182H120V183L116 182V185H115L114 188H113V193H112V195L116 194V195H114L116 198H118L119 200H122V199H123V200L125 201V199H124L125 196H122V195H124L125 189L122 190V189H123L122 186H123V185H126V184L128 185V183H129L130 185H133L134 182H137L136 180L134 181V179H136L137 177H136V178H133ZM137 174H138V173H137ZM203 174H204V175H203ZM216 174H217V176H216ZM223 174H224V175H223ZM233 174H234V175H233ZM238 174H239V175H238ZM248 174H250V175H248ZM70 175H71V176H70ZM73 175H74V176H73ZM75 175H77V176H75ZM84 175H85L86 177H82V176H84ZM190 175H191V177H190ZM195 175L198 177V179H197V177H195ZM198 175H200V176H198ZM213 175H214V176H213ZM229 175H232V176L229 177ZM245 175H246L247 177H246V178H245V177L243 178V176H245ZM24 176H25V175H24ZM30 176H32V175H30ZM68 176H70V177L73 176V177H74L73 180L76 181V182H77L78 180H79V181H78L76 184H73L74 181H73V180H69V179H71V178L68 177ZM78 176H80V177H78ZM87 176H88V177H87ZM176 176H178V177L176 178ZM187 176H189L190 178H189V177L187 178ZM203 176H208L209 178H210V177H211V178L208 179V177L205 178V177H203ZM234 176H235V177H234ZM240 176H241V177H240ZM260 176H261V177H260ZM173 177H175V179H173ZM183 177H184L185 179H184ZM192 177H194V178L192 179ZM201 177H202V178H201ZM216 177H217V178H216ZM228 177H229V178H228ZM248 177H249V178H248ZM250 177H251V178H250ZM259 177H260V178H259ZM66 178H67V180H66ZM81 178H83L84 180H80ZM85 178H86V181H85ZM87 178H88L90 181H89ZM178 178H179L181 181H180ZM181 178H182V179H181ZM195 178H196L197 180H196ZM200 178H201V179H200ZM213 178L215 179L216 183H214L215 181L213 182V180H214ZM253 178H254V179H253ZM122 179H123V178H122ZM126 179H127V180H126ZM132 179H133V180H132ZM137 179H138V178H137ZM177 179H178V180H177ZM191 179H192V180H191ZM194 179H195V180H194ZM205 179H206V184L209 185V186H207V185L205 184ZM218 179H219V180H218ZM220 179H221V180H220ZM225 179H227L228 182H226ZM23 180H24V179H23ZM128 180H129V181H128ZM175 180L177 181V183H176ZM186 180H187V182H186ZM202 180H203V181H202ZM208 180H209V181H208ZM224 180H225V181H224ZM231 180H232V181H231ZM238 180H239V181H238ZM244 180H245L246 183H251L250 181H252V183L255 182L254 184H256V185H254V189H252V188H253V187H252V184H248V185H247V184L244 182ZM246 180H247V181H246ZM56 181H57V180H56ZM71 181H73V183H71ZM80 181H83V183H79ZM84 181H85V182H84ZM130 181H131V182H130ZM163 181H164V183H163ZM179 181H180V184H181L182 186H180V184L178 183ZM183 181L186 182V183H184ZM196 181H197V182H196ZM201 181L204 182V183H202ZM210 181H212V182H210ZM218 181H219L222 185L219 184ZM221 181H223V183H222ZM234 181H237V182H234ZM261 181H263V183H261ZM24 182H25V181H24ZM88 182H89V183H88ZM125 182H126V184H125ZM132 182H133V183H132ZM169 182H171V183H169ZM188 182H189L190 184H189ZM193 182H194V184H193ZM224 182H225V184H227V185H225ZM238 182H239V183H238ZM78 183H79V184H78ZM122 183H123V184H122ZM131 183H132V184H131ZM173 183L176 184V187H177V188H179L178 186H180L181 188H180L178 191H176L177 188L174 187L175 185H174ZM195 183H196V184H195ZM199 183H200V184H199ZM208 183H209V184H208ZM240 183H241V184H240ZM242 183L245 184V185L247 186V188H246L245 185L243 186ZM257 183H259L260 185L257 184ZM23 184H24V183H23ZM82 184H83V185H82ZM85 184L88 185V186H90V187L93 186V188H94L93 193H94L95 195L91 193V192H92V191H91V190H92V189H91L92 187H91V188H89L88 186L86 187ZM89 184H90V185H89ZM162 184H161V186H162ZM169 184H170V185L172 184L173 186L170 187ZM178 184H179V185H178ZM198 184H199V185H198ZM213 184H214V185H213ZM223 184H224V185H223ZM239 184H240V185H239ZM262 184H263V185H262ZM73 185H75V187L78 188V190H76V188L74 189ZM77 185H79V186H77ZM80 185H82V187H81ZM84 185H85V186H84ZM127 185H126V186H127ZM134 185H135L134 187H137L136 184H134ZM184 185H185V186H184ZM195 185H196V186H195ZM218 185H219V186H218ZM220 185H221V186H220ZM229 185H230V186H229ZM24 186H25V185H24ZM24 186H23V187H24ZM141 186H140V187H141ZM222 186H223V189H222ZM241 186H243L244 189H243ZM248 186H250L249 189H248ZM259 186H260V187H259ZM262 186H263V187H262ZM25 187H26V186H25ZM79 187H81V188H79ZM83 187H86V188L89 189L90 191H89V190H84V189H82ZM147 187H148V188H147ZM149 187H150V189H149ZM172 187H173V188H172ZM195 187H196L197 189H196ZM199 187H200V188H199ZM208 187H210L211 189L208 188ZM215 187H216L217 190L215 189ZM224 187H225V188H224ZM240 187H241V188H240ZM57 188H58V189H57ZM86 188H85V189H86ZM145 188H147V190H145ZM171 188H172V190H171ZM230 188H231V189H230ZM43 189L46 191L45 193H46L47 196L44 195V190H43ZM54 189H55V190L57 189V190L55 191L56 194H54ZM72 189H74V190H72ZM79 189H80V190H79ZM133 189H135V188H133ZM143 189H144V190H143ZM148 189H149V190H148ZM166 189H167V190H171V191H173L172 194L174 193V191H175V193H174L173 195H170V194H171V191L165 192V193L168 194V197H169V198H168V197H164V196H166V195H165V193L163 192V190L166 191ZM174 189H175V190H174ZM181 189H182V190H181ZM208 189H209V190H208ZM226 189H227V190H226ZM237 189H238V190H237ZM239 189H240V193H241V194L239 193ZM246 189H247V190H246ZM259 189H257V190H259ZM49 190H51V191H53V192H52V193L50 192L51 194H49ZM211 190H212V191H211ZM222 190H223V191H222ZM230 190H231V191H230ZM243 190H244V191H243ZM86 191H88V192H86ZM153 191H154V192H153ZM188 191H189V190H188ZM206 191H208V194H207ZM214 191H217V192H214ZM236 191L238 192V194H239L240 196H238V197L235 196V195H238L237 193H234V192H236ZM249 191H250V190H249ZM47 192H48V193H47ZM73 192H74V193H73ZM76 192H78V193H76ZM79 192H80V193H79ZM81 192H83L84 195H86L87 193L90 192V193H89L90 196H89L88 194H87L86 196H84L83 193H81ZM136 192H137V191H136ZM182 192H181V193H182ZM197 192H202V193H199V194H201V195L199 196V195L195 194V193H197ZM219 192H220V193H219ZM232 192H233V193H232ZM57 193H58V194H57ZM96 193H97V194H96ZM138 193H140V191H139ZM138 193H137V194H138ZM210 193H212V195H211ZM213 193H214V197H213ZM218 193H219V195H218ZM252 193H254V192H252ZM76 194H77V195L82 194V195H79L78 198H77V202H78V204H76V202H73V201H74V199H73V195L76 196ZM103 194H104V196H103ZM133 194H135V193L133 192ZM226 194H227V195H226ZM232 194H233L235 197H234ZM243 194H244L245 196H244ZM40 195H42V196L40 197ZM48 195H49V196H48ZM69 195L71 196V198H70ZM92 195H93V197H96V199H97V197H98V199H100V197H101V199H100V200H98V199L96 200V199H95L94 201H92V198H90V197H92ZM96 195H98V196H96ZM99 195H101V196H99ZM117 195H118L119 197H118ZM135 195H136V194H135ZM147 195H148V196H147ZM176 195L178 196V194H176ZM176 195L173 197L174 199L176 198ZM202 195H203V196H202ZM224 195H226V196H224ZM34 196H33L32 198H34ZM82 196H84V197H82ZM88 196H89V197H88ZM232 196H233L234 198H233ZM250 196H251V195H250ZM43 197H44V198L46 197V198L43 199ZM47 197H48V199H47ZM55 197H56V198H55ZM63 197H65V198H66V197L70 198V199L68 200L69 202L66 203L65 201H66L67 199H65V198L62 199ZM81 197H82V198H81ZM85 197H86V198H85ZM108 197H110V198H108ZM121 197H122V198H121ZM148 197H149V198H148ZM204 197H205V199H203ZM207 197H208V198H207ZM240 197H242V199H241ZM39 198H40L41 200H40ZM53 198H55V201H54ZM116 198H115V200H116ZM133 198H134V197L128 199L129 201L126 199V201H127L129 204H132V203H134L135 200H137L136 196H135L136 199H133ZM173 198H172V199L170 198V200H174ZM212 198H214V199L212 200ZM221 198H222V200H221ZM230 198H231V199H230ZM243 198H244V199H243ZM56 199H57V200H56ZM79 199L82 200V201H79ZM88 199H89V200H88ZM90 199H91V200H90ZM107 199H108V200H107ZM132 199H133L134 201H132ZM238 199H239V201H238ZM37 200H38V201H37ZM105 200L108 201L107 203H111V204H108V208H105V206H104L105 209H109V210H105L104 208H101L102 205H106V204H107ZM157 200H156V201H157ZM218 200H219V201H218ZM227 200H228V201H227ZM229 200H230V201H229ZM243 200L245 201V203H244ZM88 201H89V202H88ZM98 201H99V202H98ZM103 201H105L104 203H106V204H104ZM109 201H111V202H109ZM237 201H238V202H237ZM79 202H80V203H79ZM82 202H83V203H82ZM91 202H93V204H94V202H95V203L98 202V203L95 204L94 206H91V205H93ZM101 202H102V203H101ZM148 202H149V201H148ZM227 202H228V203H227ZM239 202H240V203H239ZM40 203H41V202H39V204H40ZM54 203H55L56 205H54ZM70 203H71V204H70ZM100 203H101V204H100ZM230 203H231V204H230ZM237 203H238V204H237ZM41 204H42V203H41ZM69 204H70V205H69ZM90 204H91V205H90ZM98 204H99V205H98ZM232 204H233V205H232ZM57 205H58V206H57ZM75 205L78 207V209H75V208H77V207L74 208ZM96 205H97V206H96ZM100 205H101V207H100ZM213 205H214V206H213ZM216 205H217V207H216ZM218 205H219V206H218ZM222 205H223V207H222ZM231 205H232V206H231ZM55 206H57V207H55ZM80 206H81L82 209L80 208ZM161 206H162V205H161ZM241 206H242V207H241ZM62 207H63V208L65 207V208H64L65 210H63ZM67 207H69V209H68ZM70 207H73L72 209H74V211L71 210ZM85 207H86V208H85ZM99 207H100V208H99ZM106 207H107V206H106ZM146 207H147V205H146ZM215 207H216V208H215ZM229 207H230V208H229ZM56 208H57V209H56ZM84 208H85V209H84ZM110 208H111V209H110ZM217 208H218V209H217ZM228 208H229V209H228ZM58 209H59L60 211H61V210H62V211L59 212ZM66 209H67V210H66ZM89 209H90V210H89ZM97 209H98V211H97ZM100 209H104L105 211H104V210H103V211L101 210V212H99ZM113 209H114V207H113ZM213 209H214V210H213ZM220 209H221V210H220ZM222 209H223V212H222ZM238 209L240 210L241 213L238 211ZM241 209H242V211H241ZM77 210H78V211H77ZM87 210H88V211H87ZM91 210H94V212H93L94 215H97V216H99V217H101L100 215H102L104 221H103V219H101L102 217H101L100 219L97 218V221H96V219H94V218L97 217V216H94V215H93L94 217H93V216H92V217H93V219H94V221H95L96 223L93 221L92 218H91V219H92V222L95 223V227H96L95 229H96V230H95V231H91V232H90L91 234H90L88 231H90V227H91V229H92L93 226H94V225L91 226V224H93V223L91 222V219H90L91 215H89V214H92V211H91ZM110 210H111V212H110ZM216 210H217V212H215ZM218 210H219V211H218ZM224 210H225V211H224ZM230 210H231L232 212H231ZM67 211L69 212L68 214H66ZM70 211H72V214H71ZM83 211H84V212H83ZM85 211H87V212L91 211V212H89L88 215H87V212H85ZM95 211H96L97 213H95ZM107 211H109V212H107ZM227 211H228V212H227ZM65 212H66V213H65ZM104 212H105V213H104ZM106 212H107V213H106ZM144 212H145V211H144ZM144 212H143V213H144ZM58 213H59V214H58ZM61 213H62V214H61ZM63 213H64V215H63ZM73 213H74V215H73ZM76 213H77L78 215H77ZM82 213H84V214L86 213V215H84V214L82 215ZM99 213H101V214H99ZM108 213H111V214H112V218L110 217V219H109V216H111L110 214H109L108 216H103V215H105V214L107 215ZM114 213L118 214V215H116L117 218H119V216H120L121 219L119 218V219H117V221H115L116 216H115ZM220 213H221L223 216H222ZM223 213H225V214H223ZM242 213H243V216H242ZM65 214H66V215H65ZM113 214H114V216H113ZM235 214H237L238 218H237V216H235ZM75 215H77V216L80 218V221H83L84 223L80 222V221H79V218H76L77 216L75 217ZM218 215H219V216H218ZM61 216L64 217V218H63V221H62V219H61V218H62ZM68 216H69V221H70V222H68V218H67ZM70 216H71V219H70ZM72 216H74V218H76V219H72ZM83 216H84V218H83ZM89 216H90V217H89ZM147 216H148V217H147ZM217 216H218V217H217ZM21 217H22V215H19V217H18L19 220H18V221H21V220L23 221L22 218H24V221H25V222H27V219H28V221L30 220V218L27 217V216L22 217V218H21ZM45 217H46V218H45ZM85 217H86L87 219H88V217H89L88 221H90L91 224H88V225L86 224L87 219H86ZM106 217H107V221H108L109 223L105 221V218H106ZM114 217H115V218H114ZM150 217H151V222H150ZM0 218H1V217H0ZM13 218H14V217H13ZM13 218H12V219H13ZM20 218H21V219H20ZM113 218H114V219H113ZM127 218H128V217H127ZM152 218L154 219V221H156L155 223H152ZM44 219H43V220H44ZM64 219H65V222H64ZM77 219H78L79 222L77 221ZM111 219H113V221H111ZM144 219H145V222H144ZM238 219H239V221H238ZM229 220H230V221H229ZM0 221H1L0 223H2V224H1L2 227H0V231H1L0 234H1V236H2V235H3V232H5L4 234L6 235V237H4L5 235L2 236V239H1V237H0V241H1V240L3 241V242H2V241L0 242V243H1L0 245H1L2 248H3V249H2L1 246H0L1 253L3 252L2 254L0 253V255L3 256V255L5 254L4 257H1V258H0V260L3 261V260H6V259H9V258L11 257V259L9 260V261H10L9 264H11V263L13 264V263L15 262L14 260L17 261L18 258L21 259V260L18 259V261H19V262H20V261L22 262V259H26V254H29L30 251L32 250V249H31V248H32L31 245H30L31 248H30V246H29V247L27 246V245H29L27 242H29L30 240H32V242H33V239L30 238L31 236H29V233H30V232L27 231L26 229H23V231L20 230V233L23 234V237L20 238V239H21V240H24L23 242H22V241L20 242L19 237H21V234H20V236L18 235V237H17L16 234H14V233H16V230H19V229H17V228L14 229V228H13V225H14V224H13V223H12L13 225L10 224V223H11V219H10V221H9L10 223H9V222H8V223H5V222H7V221L4 222V224H6V226L3 225V221H4V220H3L2 218L0 219ZM13 221H14V222H17L16 219H13ZM13 221H12V222H13ZM60 221H61L62 223L64 222V224H62ZM72 221H74V222H72ZM75 221H76V223L78 222L80 226H78V224H76ZM88 221H87V223H88ZM114 221H115V222H118V221H119V223L121 224V225H120V230H118L119 233H118V232L116 231V229H115L116 227H115ZM154 221H153V222H154ZM164 221H163V222H164ZM246 221H247V220H246ZM66 222H67V223H66ZM71 222L73 223V225H72ZM99 222H100V223L104 222L103 224H105V225L102 226V224H99ZM105 222H106V223H105ZM112 222H113V223H112ZM140 222H141V223H140ZM143 222H144V223H143ZM60 223H61L63 226H62ZM80 223H82V224H80ZM107 223H108L109 225H110L111 223L114 224V225L111 224V225L114 226V227H111V225L107 227V225H106ZM151 223H152V225H151ZM159 223H160V222H159ZM211 223H212V224H211ZM242 223H243V224H242ZM7 224H8V225H9V224L12 225V226L9 225V227H12L13 229H12V228H9ZM68 224H70V225H68ZM74 224H75V225H74ZM97 224H99V226H98ZM145 224H146V223H145ZM145 224H144V225H145ZM153 224H155L156 226H153ZM1 225H0V226H1ZM76 225H77V226H76ZM84 225H86V226H84ZM96 225H97V226H96ZM150 225H151V226H150ZM240 225H241V226H240ZM248 225H249V224H247V226H248ZM69 226H72V227H71L72 229H69V228H68ZM74 226H76V227H75L76 230H79V229H80V231L82 230V228H83V226H84V229L82 230L83 233L79 231V233H80V234H79L78 232H75L76 230H74V232H73V228H74ZM87 226H89V227H88L89 229L87 228ZM100 226H101V227H100ZM104 226H106V227H104ZM97 227H100V228H99V229H101L100 231H104V232H105L104 229H108V228L110 227L109 229H111V230L108 229L110 233L107 232V233H109V235H108V234L106 235V234H105L106 232H105V233L102 232V233H104V234H105L106 236H108V237L106 238L105 235H102V233L99 232V229L97 230ZM102 227H103V228H102ZM121 227H126V229L123 230L124 228L122 229ZM128 227H129V228L132 227V229L130 228V230L128 229L129 231H126ZM135 227H136V228H135ZM153 227H154V228H153ZM238 227H239V228H238ZM259 227H260V228H259ZM3 228H6V229L8 228V229L5 230V229H3ZM53 228H54V226H53ZM78 228H79V229H78ZM85 228L88 229V230L86 231ZM112 228H114V229H112ZM237 228H238V229H237ZM56 229H53V230H56ZM64 229H65V230H64ZM157 229L159 230V228H157ZM249 229H250V230H249ZM3 230H4V231H3ZM13 230H15V231H13ZM24 230H26V231H24ZM66 230H68L69 232H73V234L68 235L67 233H69V232H67ZM71 230H72V231H71ZM84 230H85V234H84ZM93 230H94V228H93ZM112 230H114V234L111 233ZM121 230H123V231L121 232ZM158 230H157V231H158ZM172 230H173V231H172ZM172 230H171V231H172L173 233L170 232V233H169L170 236H166V237L163 236V238L165 237L166 239H163L162 242L165 241V243H168V245H169V243H170L169 247H171V248L174 247V246H172V244H173V245L175 244V248L177 247V244H178V247H177L176 249L173 248V250H174L173 252H179V251H180V252L182 253V256H183V255H184V252L187 251V253H186L185 255H186V256L190 255V254H191V251H189L190 249H188V248H189L190 246H193V245L197 244V243H195V242L198 241V240H194L193 238H189V239H191V240H189V239L186 237V240H188V241H185V239H181V238H183V237L180 238L181 234H180V235L178 234L179 231L177 232V230H176V231H175L174 229H172ZM215 230L217 231L216 228H215ZM252 230H253V231H252ZM6 231H7V232L9 231V232L7 233ZM11 231H12V233L14 232V233L12 234V236H10V235L7 236V234H9ZM57 231H54V232H56L57 235H59V233H58ZM17 232H18L17 234H19V231H17ZM26 232H27V233H26ZM64 232H67L66 235H65ZM86 232H88L87 235H86ZM92 232L95 234V236H93L94 234H92ZM112 232H113V231H112ZM115 232H116L117 236H116ZM125 232H126V235L129 234V237H128L129 239H128V238H125V237H126ZM168 232H169V231H168ZM174 232H175V233H174ZM234 232H235V233H234ZM240 232H241V234H240ZM244 232H245V233H244ZM255 232H257V233H259V234L255 233ZM97 233H98V235H97ZM122 233H124L125 236H122V235H123ZM158 233H159V232H158ZM171 233H172V234H171ZM242 233H244V234H242ZM25 234H26V235L28 234V236H26ZM69 234H70V233H69ZM111 234H112L113 236H116V238L113 237ZM120 234H121V235H120ZM154 234H151V236H152V235H153V237H154V236H156V237L158 236L157 238H159V236H161V234H160V235H159V234H155V235H154ZM169 234H168V235H169ZM176 234H178V239H176V238H177V235H176ZM248 234H249V235H248ZM250 234H251V235H250ZM252 234H253V235H252ZM254 234H256V235H254ZM13 235H14V236H13ZM15 235H16V236H15ZM30 235H32V234H30ZM79 235H80V236H79ZM85 235H86L87 237H85ZM88 235H89L90 237H89ZM99 235H101V236H103L105 239L109 240V241H110V242L108 241V242H109V245L111 244L110 246H111V247L113 246V248L109 247V245H108V243H107V240H105L103 237H102V238H103V239H102L101 236H99ZM118 235H119V236H118ZM174 235H176V236H174ZM240 235H241L243 238H245L246 235H248V236H246L247 238H245V240H244ZM243 235H244V236H243ZM9 236H10V237H9ZM61 236H60V238H61ZM73 236H74V235H73ZM76 236H74L75 239H77ZM81 236H82V237H81ZM91 236H92L93 238L96 237V239H94V240H95V243L93 242V239H91V238H92ZM109 236H112L111 239H112L113 242H112L110 239H108V238H110ZM127 236H128V235H127ZM257 236H258V237H257ZM15 237H16V238H15ZM27 237L30 238L29 241L27 240ZM32 237H34V236H32ZM57 237H59V236H57ZM63 237L60 239L61 241L63 240ZM68 237H67V238H68ZM88 237H89V238H88ZM120 237H121V238H120ZM161 237H162V236H161ZM161 237H160V238H161ZM175 237H176V238H175ZM4 238H6V240H5L6 243L4 242ZM10 238H14V239H10ZM23 238H24V239H23ZM25 238H26V239H25ZM29 238H28V239H29ZM82 238H85V239L83 240ZM87 238H88V239H87ZM98 238L100 239V241H99ZM118 238H119V240H117ZM169 238H170V240H169ZM253 238H254V239H253ZM256 238H257V239H256ZM7 239H10V240H11V243H10V240H8V242H7ZM15 239H16V241H13V242H15V246L18 247V244H19L18 241H19V242H20L19 245L23 246V248H22V247H18V248H21L23 251H22L21 249L18 250V248H17V250L15 249V246H14L13 243H12V240H15ZM89 239H91L92 241L90 240V242H89ZM97 239H98V241H97ZM120 239H121V240H120ZM122 239H123V240H122ZM124 239H125V240H124ZM180 239H181V240H180ZM235 239H238L239 241H238V240H235ZM255 239H256V240H255ZM258 239H259V240H258ZM17 240H18V241H17ZM86 240H88V242H87ZM128 240H131L132 243L129 242ZM241 240H242V241H241ZM243 240L246 241V242H244ZM247 240H249V241H247ZM103 241L106 242V243H104ZM114 241H115L116 243H118V242H120V241H121V242L123 241V245H121V242H120V246H121V247H120V246H119V243L116 244V243H114ZM117 241H118V242H117ZM124 241H126V242H124ZM24 242L27 243V245H26ZM30 242H31V241H30ZM30 242H29V243H30ZM32 242H31V243H32ZM81 242H79V243H80L81 245H83V243H81ZM91 242H93V245H94V246H93V245L91 246V244H92ZM96 242H98V243L100 242V244H97L98 247H97V245H96ZM174 242H175V243H174ZM176 242H177V244H176ZM250 242H251V243H250ZM258 242H259V243H258ZM3 243H4L5 245H4ZM9 243H10V245H8ZM17 243H18V244H17ZM21 243H22L23 245H22ZM101 243H102V246H103V245L105 246V245L107 244L106 247H107L108 250H107L106 247H104V246H103V250H102V249L99 247V246L101 245ZM127 243H128V244L130 243L129 245H130V246L132 245L135 249H133V247H131V249H130V248H129L130 246H128ZM187 243H188V244H187ZM247 243H246V244H247ZM33 244H35V243H32V245H33ZM126 244H127V246H125ZM185 244H186V245H185ZM257 244H258V245H257ZM12 245H13L14 248L12 247ZM67 245H68V244H66V246H67ZM95 245H96V246H95ZM117 245H118V246H117ZM188 245H189V247L186 248V246H188ZM239 245H240V244H239ZM239 245H238V246H239ZM33 246H34V245H33ZM35 246H36V244H35ZM35 246H34V248H36ZM90 246H91V247H90ZM124 246H125V247H124ZM135 246H136V247H135ZM179 246H180V247H179ZM195 246H196V245H195ZM195 246H193V247H195ZM258 246H259V247H258ZM4 247H5V250H4ZM6 247H7L8 249H6ZM10 247H11V248H10ZM67 247H70V248H69V251H70V250H72V251L75 250V252H76V249H75V247H74L73 245L70 244V245H68ZM72 247H73V248H72ZM93 247H94V248H93ZM116 247H117L118 249H117ZM122 247H123V248H122ZM169 247H168V248H169ZM181 247H182V248H181ZM261 247H263V249H262ZM9 248H10V249H9ZM12 248H13L15 251H20V252H21V255H22V256L24 255V256L22 257V256L19 254L20 252H18V254H19L20 256H19L18 254H16L17 252L14 253V250L12 251ZM29 248H30L31 250H30ZM34 248H33V249H34ZM71 248H72V249H71ZM95 248H96V249H95ZM104 248H105V249H104ZM109 248H110V249H109ZM114 248H116V249H114ZM120 248H121V249H120ZM127 248H128L127 251H126V250H123V249H127ZM171 248H170V249H171ZM180 248H181V249H180ZM258 248H260V249H258ZM26 249H27V250L29 249L30 251H28V253H26V252H27ZM86 249H87L89 252H88ZM97 249H99V252H98ZM111 249H112V250L114 249V250H113L114 253H115V252H118V253H117V254L115 253V254H116V255H115ZM177 249H178V250H177ZM184 249H186V250H184ZM3 250H4V251H3ZM6 250H8V251H6ZM9 250L12 251V252L10 251L11 254L9 253ZM34 250H35L34 252H32L33 250H32L31 252L34 254L35 257H34V256H31L32 254L29 255V256L27 255L29 258H30V257H31V258L34 257V258H32V259L30 258V260H29L30 262H31V261H32V262L30 263V262L28 261V263H27L26 260L29 259V258L27 257V259L24 260L25 263H27V264H29V263L32 264V263H34V262L36 261V260H34V259H35V258L37 259L36 256H37L38 254H37V252H36V249H34ZM104 250H107V251H109V252H108V253H105L106 251H104ZM115 250H118V251H115ZM119 250L121 251V254H120ZM129 250H130V251H129ZM132 250H133V251H132ZM136 250H137L138 252H136ZM176 250H177V251H176ZM182 250H183V252H182ZM256 250H257V251H256ZM72 251H70V254H71L73 257H75L76 259H79L78 261H80V258H77L76 256H74V255H75V254H74L75 252L73 251L74 253L72 254ZM78 251H77L76 253H78ZM100 251H102L101 254H100ZM103 251H104V252H103ZM123 251H124V252H123ZM125 251H126V252H125ZM5 252H7V253H5ZM24 252H25L26 254H23ZM35 252H36V253H35ZM97 252H98L99 254H98ZM110 252H111V253H110ZM180 252H179V253H180ZM189 252H190V254H189ZM12 253H13V254H12ZM92 253H97L98 255H97V254L95 255V257L97 256V258H95V257H94V258H91L92 256H94V255H92ZM124 253H125V254H124ZM130 253H131V254H130ZM134 253H135V254H134ZM140 253H141V254H140ZM256 253H257V254H256ZM9 254H10V255H9ZM35 254H36V255H35ZM78 254H79V253H78ZM107 254H109V255H107ZM111 254L113 255L112 257H110ZM122 254H124L125 257H124V255H122ZM129 254H130V255H129ZM132 254H133V255H132ZM138 254H139V255H138ZM251 254H252V255H251ZM7 255H8V256H7ZM15 255H16V256H15ZM17 255H18V256H17ZM105 255H107L108 258H111V259H109V260H108V258L106 259V258H105V257H106ZM114 255H115V256H114ZM135 255H136V256H135ZM185 255H184V256H185ZM253 255H254V256H253ZM256 255H258V256H256ZM12 256H13V257H12ZM14 256H15V258H14ZM81 256H82L83 258H82ZM85 256H86L87 258H86ZM90 256H91V257H90ZM99 256H101V257H99ZM117 256H118V257L120 256L121 259L124 258V260H123V259H122V260L119 259V258H120V257H119V258H118V259H119V261H118L119 263H118V262L115 263V260L117 261V258H116ZM16 257H17V259H16ZM65 257H66V256H64V258H65ZM73 257H70V258L68 257V258H66V259H68L67 262L64 260V258H62V259H61L62 262H60V261H59V262H60V264H64L63 261H65V264H66V263H68L69 259L72 258L71 260H72L73 262H71V264H72V263H73V264L78 263V262H76L77 260H76L75 258H73ZM98 257L101 258V259H98ZM114 257H115V258H114ZM134 257H135V259H134ZM2 258H6V259H2ZM85 258H86V259L90 258V259H88V260H90V261H88V260L86 261ZM256 258H257V260H256ZM38 259H39V258H38ZM73 259H74V260H73ZM83 259H84V260H83ZM114 259H115V260H114ZM125 259H126V260H125ZM127 259H128V260H127ZM130 259H131V261H130ZM12 260H13L14 262H13ZM157 260H158V259H157ZM157 260H156V261H157ZM2 261H0V263H2ZM24 261H23V262H24ZM84 261H85V262H84ZM95 261H96V262L100 261L101 263H100V262L96 263ZM112 261H113V262H112ZM120 261H121V262H120ZM123 261H124V262H123ZM128 261H130V262H128ZM260 261H261V263H260ZM37 262H38V261H37ZM56 262H58V261H56ZM110 262H111V263H110ZM135 262H136V263H135ZM157 262L159 263V261H157ZM157 262H155L153 259H151V263L149 262V264H157ZM39 263H40V260H39ZM91 263H92V262H91ZM91 263H87V264H91ZM14 264H17V262H15ZM34 264H36V262H35ZM54 264H57V263L54 262ZM58 264H59V263H58ZM69 264H70V263H69ZM102 264H105V263H102Z\"/></svg>",
  "mask_w": 264,
  "mask_h": 264
}]
</instances>
